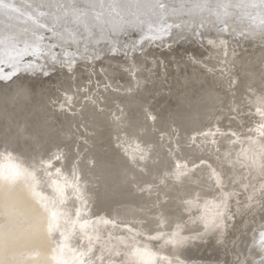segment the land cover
<instances>
[{
  "label": "rangeland",
  "instance_id": "obj_1",
  "mask_svg": "<svg viewBox=\"0 0 264 264\" xmlns=\"http://www.w3.org/2000/svg\"><path fill=\"white\" fill-rule=\"evenodd\" d=\"M159 1V3H158ZM167 1H170V0H167ZM165 2V0H155V3H152L151 6H148V8H144L143 10L140 9L138 6L142 5V6H145L147 4V0H145V2L143 3H140L138 5H130V3H121L119 4V7L117 6L116 8H114L112 6V8L110 7L111 5L109 4V6L105 5L108 9H110L111 13H113V17H116L115 19H117L116 21H119V23L121 25H123L126 21L128 20H131L133 19V14L137 15L139 14V16L141 18H154L155 20L157 21H163L165 19V13H164V10L167 8H163V7H160L159 5L162 4L163 2V5L165 3V5H167V3L169 2ZM172 1V0H171ZM176 1H182V0H176ZM218 2H220V0H216ZM235 1V2H234ZM70 2V1H69ZM187 2V1H186ZM189 2V1H188ZM197 3H200L201 4V0H196L195 3H193V5H183L184 3H180V9L179 10H185L187 12H193L196 7L195 6H198ZM234 3V4H233ZM238 3V4H237ZM248 4V2H246V0H232V5H236L237 4V7H240L243 8L242 6L245 7V5ZM96 4V5H95ZM94 5H92L90 8H88V13H87V16L89 19L93 18L94 16L96 17V13H97V9H102V6L97 2L95 3ZM242 4V5H241ZM150 5V4H149ZM156 5V6H155ZM66 8L69 9L70 11L73 10V12L75 13L77 10H78V6L77 8H73V6H70V4H66ZM69 6V7H68ZM186 6V8H185ZM72 7V8H71ZM156 7V8H155ZM159 7V8H158ZM169 7V6H168ZM195 7V8H194ZM250 6L246 7L245 9H248ZM158 8V9H157ZM188 8V9H187ZM220 8L222 9V6L220 5H216V7L213 9L217 12H219L221 15L224 14L225 11H228L230 12V10L226 9V10H220ZM119 9L121 10V13H119ZM164 9V10H163ZM194 9V10H193ZM219 11H218V10ZM136 10V11H135ZM137 10H140L137 12ZM142 10V11H141ZM162 10V11H161ZM57 10H55V12L53 11V13L51 14V17H56L57 14H56ZM59 12H66L64 14H67L68 10H62L60 9ZM162 12V14H161ZM152 13V14H151ZM62 14V13H61ZM63 14V15H64ZM193 14V13H192ZM165 15V16H164ZM154 16V17H153ZM157 16V17H156ZM28 19H31V16L28 17ZM255 21V18L253 19ZM262 20V21H261ZM261 20H259V24L257 25H260V24H263L264 23V18H262ZM29 21V20H28ZM112 27V26H110ZM134 34V35H133ZM132 35H123L121 34L120 37H122L124 39V36H125V39L123 41H130L132 39H135V33H133ZM39 35V33H38ZM128 37V38H127ZM50 43L49 40H45V45L48 46ZM45 46V50L47 49V47ZM198 48L201 52H197V49H188V50H178L176 48L173 49L174 52H169L170 50L169 49H160L158 47H155V46H151L147 49V51L145 50V56L147 58V70L145 71V75L147 77H149L151 83L149 84V88L153 91H157L158 94L155 95V96H148V99H150L152 101V106L149 110H151L149 113H151V116H152V113H153V116L156 117L155 120H151L148 116V118L146 117V115L143 116V119H144V122L146 124V126L148 125L150 128L147 126L146 128H148L147 130H150V132L147 130H145V132L143 133V135L141 136H138L139 138H137L138 140H140L139 142H142V145L144 144V139L145 138V141L148 142L150 140V134H151V144H152V147L153 144L154 145H158L159 144V148L155 146V148H152V150L150 151V154L148 157V159H146L145 161L141 162V161H135V164L134 165V162H129V159L126 155H124L123 153V147L124 145H120L119 143L121 142V137L122 138H126V136L128 135L127 138L129 139H132V131L133 129L131 127H128L129 128V131L128 129H126L127 127H121L119 126V124H122L124 123L125 121H131L136 118V115L134 114V110L133 109H130L128 107H124L125 104H124V98H125V93H124V88L126 87V82H125V77H123L121 75V70H120V66H118L122 60H123V57L120 56L118 58H114L112 59L111 62H108V61H102V62H99V61H93V65H88L87 63H81L78 68L75 70V74L77 75L78 73V77L80 78V83H77L79 81V79L77 80V76L75 75V77L73 76L72 78H68V80H64L65 82H60L59 80L57 79H54V81H46V80H49L48 78L45 79L46 83H44V81L42 80V82L46 85L44 86L43 83H41L44 87H46L44 90L46 91H42V95H43V98H42V102L40 101V99L38 98V101L37 102H34L33 99H31L33 97V95L35 94L34 90L33 92L29 91L27 93V95L25 94V97L27 98H23L22 97L20 98L19 97H16L14 99H11L10 101V105H11V108H13V111L12 109L10 108V112H1L0 110V113H2V115L0 116V122L2 123L3 121V124L0 123V140H3V141H8V143L10 142V144L14 143L15 145L18 144L20 146H16V151H17V154H21V153H25V155H32V156H36L35 159L32 161L36 167L33 168L34 170H36L37 174L39 175L38 177H40L41 179L43 178L41 176V172L39 171L41 168V165L40 163L38 164L36 160H38V162L43 159L45 156L44 159L46 160V158L48 160L46 161H49V160H52V163L53 165L56 166V163H60L59 165L62 166H66L67 164L69 165V163H73V162H79L78 163V169H79V175H80V186H81V190H82V196H81V199L83 200L84 204L86 205V212L85 214H88V217L85 218H82V219H87L89 220L90 222H92L93 218L95 219V215L99 216L100 213L102 214H109L110 216H112L113 213H117L120 212V216L123 218H129V219H122L120 218L119 219H114L112 218L111 221H113V223L111 224H105L104 227H105V230L107 231L106 234H101L100 231H99V225H94L92 227H89L88 229L82 231L81 228H80V224L79 223H76V224H73V221L76 219V213L74 211L75 208H79L80 207V200H75V199H70L68 201V203H66L65 205L61 206L59 205V207H62V209L59 211V219L58 221L56 222V226L53 228L55 230L51 231L50 232V235H53V236H56L57 237L53 240L52 236H50L48 238V242L47 241H44V244L47 246L49 245V248L50 249H59L61 251L62 249V252H67V250L71 249L73 253H71V255H73L74 257L76 255H79L80 256V253L81 252H84V253H88V250L89 248L91 247L92 251L87 255V256H80L81 258H83L82 260L84 261V264H88L87 262L89 260H91L93 262V264H110V262H115V264H119L121 258H122V255H123V249L125 247V244L124 242L122 241V237H123V240H126L128 241L129 243H131V241L129 240V237H131L132 235H135L136 237V240H137V237H140V236H145L147 238V234H150V228H155L156 225L158 224V220L156 219L157 217V214L158 213H163L165 217H167V214H168V207L169 205H173L176 203V200L173 199L174 196L171 195L170 197H167V195L173 193L175 195V197H177V195L179 194V189L177 187H175V185L173 186L174 183H172V179L170 176H166L165 175V172L167 170V172H170V169H167L165 167V164L164 163V160L165 162L167 160L170 159L171 156H175L177 154H182L184 153V155H187V152H188V156H189V159L190 160H195V158L199 155V156H202L204 155V157L206 158L204 163H202L200 165L201 168L204 169L205 167V171L207 172L209 170V168H215L216 170H218V173H220L221 177H222V180H223V185H224V188L232 193H234V195L231 197V200H232V203L230 205V211L231 213L233 214V222L235 224V227L234 228H229L225 233L224 235L221 237V242L220 244H217L216 243V246L220 249V255L219 257H221L215 264H230V262L233 260L234 258V246L233 244L231 243L232 239L234 237L236 238H239L241 241H244L246 240V237H242L239 233V229L242 227L243 224H248L250 227H251V221H249L250 219L252 220H256L257 223H259L260 221V218L262 216H264V207H262L261 203L259 201L262 200V196H261V186L264 185V147L261 148L260 150L256 151V156L254 158H252V161H250V157L247 156V146H245L246 144L250 143V141L252 139H255L257 137V139H262V143H263V146H264V135H262L261 133L258 132V129L264 125V117H261L257 112L253 111V108H254V103H253V91L255 92V95H260V92H259V87L261 85H264V57L263 56H260V57H257V58H254L252 56V54H254L253 52H250V48H247V49H244L243 53L241 54H237L235 52H232L231 49H229V55L227 57L223 56L222 54H219V50H217L216 52H212L210 50H206V49H203L201 47H196ZM169 50V51H168ZM190 50V51H189ZM56 51V50H54ZM149 51V52H148ZM153 51V52H152ZM168 51V52H166ZM177 51V52H176ZM179 51V52H178ZM185 51V52H184ZM151 52V53H150ZM162 52V53H161ZM190 52V53H189ZM149 53V54H148ZM156 55H155V54ZM172 53V56L171 54ZM178 53V54H177ZM184 53V55H183ZM198 55H197V54ZM203 54H206V55H202ZM248 53V54H247ZM250 53V54H249ZM148 57H147V55ZM164 56H162V55ZM176 54V55H175ZM191 54H193L192 56H198L199 58H201V61L202 63L206 64V61L207 63L209 64V66H211V64L208 62V60H212L213 62H218V66H217V71H214L213 73H203L202 70L200 71H195L194 70V67L190 64V63H187V57L188 56H191ZM151 55V56H149ZM169 55V57L167 56ZM179 55V56H178ZM246 55V56H245ZM251 55V56H250ZM177 57V59L175 58ZM182 56H184L182 58ZM162 57H164L165 59H163ZM168 57V58H166ZM205 59H204V58ZM250 57V58H249ZM154 58V59H153ZM162 58V59H160ZM181 59V61L179 59ZM254 58V59H253ZM118 59V60H117ZM120 59V60H119ZM167 59H169V62ZM239 59V60H238ZM245 59V60H244ZM250 59V60H249ZM263 59V60H262ZM168 62H166V61ZM178 60V61H177ZM185 60V62L183 61ZM255 60V61H254ZM176 61V62H174ZM227 61H230L231 62V71L228 73V76H232L234 79H235V84L229 88L228 87V76H220L219 75V69L222 68L224 66V64L227 62ZM254 63H253V62ZM262 61V62H261ZM178 62V63H177ZM240 62V63H239ZM243 62V63H242ZM256 62V63H255ZM115 63V64H114ZM183 63V64H182ZM186 63V64H185ZM112 64V66H111ZM149 64V65H148ZM168 64H171L168 66ZM244 64V65H243ZM114 65V66H113ZM180 65V66H179ZM103 66V67H102ZM182 66V67H181ZM251 66V67H250ZM97 67V68H96ZM101 69H100V68ZM117 67V68H116ZM119 67V68H118ZM177 67V68H176ZM179 67V68H178ZM190 67V68H189ZM82 68V69H81ZM116 70H119V71H116ZM157 68H158V71H157ZM161 69V70H160ZM169 69V70H168ZM192 71H191V70ZM258 69V70H257ZM78 70V71H77ZM114 71V73L112 71ZM179 70V71H178ZM249 70V71H248ZM77 71V73H76ZM87 71V72H86ZM170 71V72H169ZM188 71V72H187ZM191 71V72H190ZM255 71V72H254ZM261 71L263 73H261ZM120 72V73H118ZM182 74H181V73ZM160 73V74H159ZM178 73V74H177ZM180 73V74H179ZM188 73V75H187ZM200 73V74H199ZM254 73V74H253ZM80 74H83V75H80ZM170 74V75H169ZM196 74V75H195ZM87 75V76H86ZM173 75V76H172ZM187 75V76H186ZM199 75V78L201 76V79L200 81H203L201 84L203 86H201V90H203L204 92H202L201 90H197V87L196 88H193L192 89V85H189V80L188 78H192L191 81L197 76L198 77ZM259 75V76H258ZM95 76V77H94ZM172 76V77H171ZM187 78H186V77ZM242 80H241V78ZM255 76V78L253 77ZM249 77V78H248ZM253 77V78H252ZM76 78V79H75ZM101 78V79H100ZM179 78V79H178ZM203 78H206V79H203ZM216 80H215V79ZM252 78V79H251ZM173 79V80H172ZM212 79V80H211ZM214 79V80H213ZM219 79V80H218ZM248 79H251V80H248ZM257 79V80H256ZM259 79L261 82H259ZM52 80V79H51ZM77 80V82L75 81ZM107 81V87L104 85V81ZM188 80V81H187ZM244 80V81H243ZM253 80V81H252ZM168 81V82H167ZM187 81V84L189 87V89H187V87H182V84H185V82ZM207 81H209V83H207ZM250 81V82H249ZM55 82V83H54ZM73 82V83H71ZM77 84H76V83ZM89 82V83H88ZM174 82V83H173ZM206 84H205V83ZM213 84H211V83ZM215 82V84H214ZM252 82L251 85V88L252 86L254 88H252V91L248 90V84ZM257 84H255V83ZM57 83V84H56ZM62 83V84H61ZM181 83V84H180ZM219 83V85H218ZM40 84V85H41ZM50 84V85H49ZM60 84V85H59ZM64 84V85H63ZM73 84V86H72ZM153 84V85H152ZM170 84V85H169ZM176 85V87H174ZM200 84V85H201ZM211 84V85H210ZM245 84V85H244ZM31 85V84H29ZM41 85V86H42ZM56 85V86H55ZM59 85V86H58ZM66 85V86H65ZM119 85V88L117 87ZM158 85V86H157ZM208 85V87H207ZM214 85V86H213ZM51 88H50V87ZM58 86V87H57ZM63 86V87H62ZM65 86V87H64ZM152 86V87H151ZM157 86V88H156ZM173 86V88L171 87ZM180 86V88H179ZM205 86V87H204ZM215 88H213V87ZM33 89L34 86H32ZM50 88L51 90V95H50V91L48 90V88ZM57 87V88H56ZM61 87V88H60ZM68 87V88H67ZM161 87V88H160ZM191 87V88H190ZM211 89H210V88ZM56 88V89H54ZM67 88V89H66ZM89 88V89H88ZM176 88V89H175ZM185 88V89H184ZM207 88V89H206ZM213 88V89H212ZM219 88V89H218ZM220 88L222 90V92H220ZM58 89V90H57ZM62 91H61V90ZM64 89V90H63ZM109 89H111V91H109ZM122 89V90H121ZM159 89V90H157ZM179 89H180V92H179ZM184 89V90H183ZM209 89V90H208ZM218 89V90H217ZM227 89V90H226ZM243 89V90H242ZM53 90V91H52ZM65 90L67 92H65ZM89 90H92V92L94 93V95L92 96V99L95 100V104H93L91 101H89L86 97H85V93L88 92ZM161 90V91H160ZM172 90V91H171ZM211 91L213 92V94H215V96L218 98L212 102L210 101H206L205 99H202V97H205L204 95L206 94V91ZM213 90V91H212ZM216 90V92H214ZM69 91V92H68ZM75 91V92H74ZM171 91V92H170ZM178 91V93H177ZM186 91H187V94H186ZM193 91V92H192ZM72 92V93H71ZM74 92V94H73ZM83 92V93H82ZM232 92V93H231ZM46 93V94H45ZM71 93V94H70ZM112 93V94H111ZM120 93V94H119ZM176 93V95H174ZM189 93L191 94L190 97H189ZM194 93V96L193 94ZM223 93V95H221ZM226 93V94H225ZM242 93V94H241ZM29 94V95H28ZM73 94V95H72ZM202 94V96H201ZM217 94V95H216ZM225 94V95H224ZM41 95V96H42ZM66 95H71L72 96V101L71 103H67L66 102ZM79 95V96H78ZM111 95V98L109 97ZM118 95V96H117ZM176 97H174V96ZM182 95L185 96L182 97ZM29 96V98H28ZM35 96V95H34ZM113 96V97H112ZM116 96V98H115ZM177 96H178V99H177ZM197 96V98H196ZM219 96V97H218ZM226 98H225V97ZM231 96V97H230ZM51 97V98H50ZM56 97V98H55ZM59 97V98H58ZM74 97V98H73ZM120 97V98H119ZM152 97V98H151ZM170 97V98H169ZM194 97H195V100H194ZM223 97V98H222ZM53 98V99H52ZM123 98V99H122ZM179 98L181 101H179ZM182 98H184L182 100ZM187 98H190V99H187ZM193 98V100H192ZM20 99V100H19ZM30 99V100H29ZM45 99V100H44ZM65 99V100H64ZM73 99H76L73 101ZM121 99V100H120ZM156 102H155V100ZM168 99V100H167ZM174 99V100H173ZM187 101H186V100ZM199 99V100H198ZM24 100V101H22ZM28 100V101H27ZM44 100V101H43ZM58 100V102H57ZM61 100V101H60ZM119 100V101H118ZM123 100V104L121 103V101ZM197 100V101H196ZM16 101V102H15ZM30 101V102H29ZM65 101V102H64ZM25 102V103H24ZM28 102V103H27ZM31 102H34V103H31ZM115 102V103H114ZM178 102V103H177ZM209 102V103H208ZM214 102V103H213ZM30 103V104H29ZM42 103V104H41ZM59 103V104H58ZM188 103V104H187ZM189 103H191V107L189 105ZM19 104V105H18ZM25 104V105H24ZM27 104V105H26ZM34 104L36 106H34ZM38 104V105H37ZM44 104V105H43ZM63 104L64 105V108L61 109L59 107V105ZM68 106H67V105ZM103 104V105H102ZM110 104V105H108ZM121 104V105H120ZM157 104V105H156ZM161 104V105H160ZM169 104V106L167 105ZM186 104V105H185ZM198 104V106H196ZM231 104V105H230ZM43 108H42V106ZM117 105H119L120 107L122 106V108H124L125 110V113H127V116L128 117H123L122 119H124V121L121 119V121L118 122L114 119H112V116H111V113H116V115L118 114L119 115V112L117 110ZM179 107H177V106ZM181 105V106H179ZM183 105V106H182ZM193 105V106H192ZM18 106V107H17ZM24 106V107H23ZM37 106H39L37 108ZM41 106V107H40ZM46 106V107H45ZM54 106V107H53ZM70 106V107H69ZM104 107L105 111L103 113H100L96 111L97 107ZM166 106V108H165ZM201 106H202V109H201ZM29 107V109H28ZM35 107V110L33 109ZM52 107V108H51ZM95 107V108H94ZM168 107V108H167ZM174 107V108H173ZM176 107V108H175ZM182 107V108H181ZM186 107V108H185ZM194 109H193V108ZM196 107V108H195ZM207 107V108H206ZM244 107V108H243ZM21 108V109H20ZM40 108V109H39ZM46 108V109H45ZM163 108V109H162ZM178 108V109H177ZM184 108V109H183ZM200 108V109H199ZM23 109V111H21ZM37 109L39 112H37ZM127 109L130 111H127ZM157 111H156V110ZM208 109V110H207ZM248 109V110H247ZM20 110V112H19ZM31 110V111H30ZM43 110L45 112H43ZM167 110V112H166ZM168 110H170L168 112ZM179 110V111H178ZM191 110V111H190ZM200 110V111H199ZM29 111V112H28ZM87 111V113H86ZM134 113H133V112ZM153 111V112H152ZM163 111V112H162ZM174 111V112H173ZM183 111V112H182ZM196 111V112H195ZM198 111V112H197ZM218 111V112H217ZM28 114H26V113ZM34 112V113H33ZM38 114H37V113ZM42 112V114H41ZM93 112H95L93 114ZM159 113V114H156V113ZM171 112H172V115H171ZM179 112V113H177ZM195 112V113H194ZM203 112V114H202ZM209 112V113H208ZM14 113V114H13ZM20 113V114H19ZM25 113V114H24ZM33 115H32V114ZM48 115H47V114ZM64 113V114H63ZM81 113H84L83 115H80ZM96 113L98 115V118L103 117L101 118V123L100 125H97L95 126V120L97 119V116H96ZM105 113H107L105 115ZM109 113V114H108ZM161 113V114H160ZM174 113V114H173ZM184 113L186 115H184ZM199 113V114H198ZM254 113V114H253ZM25 115V116H22V115ZM36 114V116H38L39 114V118L41 120L35 122L33 127L35 128H31L29 127L31 123V120L29 118H27L28 116H34ZM44 114H45V117H44ZM58 114V115H57ZM61 114V115H60ZM67 114V115H66ZM134 114V116H133ZM163 114V117L161 116ZM169 114V115H168ZM180 114V116H179ZM189 114V115H188ZM202 114V115H201ZM8 115H14L16 117L15 120L23 117V119H19L17 120L18 124L15 123V122H12V121H9L6 119ZM68 115H70L68 117ZM86 115H87V118H86ZM89 115H92V116H89ZM158 117H157V116ZM179 117H177V116ZM183 115V116H181ZM225 115V116H224ZM249 115V116H248ZM256 115V116H255ZM258 115V116H257ZM3 116H6L5 118ZM43 116V117H42ZM49 116V117H48ZM64 118H62V117ZM81 116V117H80ZM95 116V117H93ZM107 116V117H106ZM109 116V117H108ZM111 116V117H110ZM167 116V117H166ZM186 116V117H185ZM188 116V117H187ZM202 116V117H201ZM207 116V117H206ZM254 116V117H253ZM3 117V118H1ZM19 117V118H18ZM42 117V118H41ZM48 117V118H47ZM53 117V118H52ZM60 117V118H59ZM70 117H71V120H70ZM74 117V118H72ZM80 117V118H79ZM91 117V118H89ZM108 118V120L106 118ZM163 119L161 121V118ZM165 117V118H164ZM169 117H172L171 121H170V118ZM195 117V118H194ZM204 117V118H203ZM250 117V118H249ZM12 118V117H11ZM11 118H9V120H11ZM50 118V119H49ZM61 118L64 120H61ZM77 118V119H76ZM92 120L90 122V120ZM96 118V119H95ZM106 120H104V119ZM133 118V119H132ZM147 118V119H146ZM158 118V119H157ZM169 118V119H168ZM177 118V120H176ZM184 120L182 121L181 120ZM253 118V119H252ZM261 118V119H260ZM24 119H26L24 121ZM30 121H28V120ZM66 119V120H65ZM69 119V120H68ZM82 119V120H81ZM111 120V123L110 120ZM146 119V120H145ZM167 119V120H166ZM204 122L202 124V122ZM252 119V120H251ZM45 120V121H44ZM50 120V121H49ZM53 120V121H52ZM82 122H81V121ZM87 120V121H86ZM89 120V121H88ZM180 120V121H178ZM193 120V121H191ZM7 121V123H6ZM24 121V122H23ZM55 121V122H54ZM103 121L107 122L108 123H103ZM152 121V122H151ZM165 121V122H164ZM173 121V123H172ZM175 121V122H174ZM178 121V122H177ZM191 121V122H190ZM207 121L209 123H207ZM216 121V122H215ZM251 121V122H250ZM261 121V122H260ZM27 122V124L24 126V124ZM50 122V123H49ZM61 122V123H60ZM67 122V123H66ZM79 122V123H78ZM86 122V124H85ZM90 122L89 126L88 123ZM94 122V123H93ZM160 122V123H158ZM181 122V124H180ZM183 122H184V125H183ZM219 122V123H218ZM250 122V123H249ZM5 123V124H4ZM39 123V124H37ZM43 123V124H42ZM69 123V124H68ZM71 123V124H70ZM74 123V124H73ZM81 123V124H80ZM113 123H115V125H113ZM152 123V124H151ZM153 123H156V124H153ZM166 125H164V124ZM168 123V124H167ZM188 123V124H187ZM193 125H192V124ZM196 123V124H195ZM201 123V124H200ZM13 126V127H11ZM42 124V125H41ZM45 124V125H44ZM52 124V125H51ZM85 124V125H84ZM93 124V125H92ZM112 126H111V125ZM159 124V125H158ZM163 124V125H162ZM171 124V125H170ZM197 124H200L199 127ZM208 124V125H207ZM4 125V126H2ZM21 127H19V126ZM29 125V126H28ZM67 125H68V128H67ZM72 126V128L70 126ZM77 125V126H76ZM87 125V127H86ZM106 125V126H105ZM157 125V127H156ZM191 125V127H190ZM212 125V126H211ZM218 125V126H217ZM5 126H8V127H5ZM16 126V127H15ZM44 126V127H43ZM63 126H66V127H63ZM84 127H86V131L84 130ZM101 126V127H100ZM110 126V128L108 127ZM114 126V127H113ZM117 126V127H116ZM119 126V128H118ZM153 126V127H152ZM172 126V127H171ZM194 126V127H193ZM204 126V127H203ZM215 126H217L218 128H216ZM222 126V127H221ZM24 127V128H23ZM27 127V129L25 128ZM37 127V128H36ZM41 130H40V128ZM52 127V129H50ZM54 127V128H53ZM78 129H77V128ZM104 127L106 130L105 132V129L102 128ZM107 127V128H106ZM116 127V128H115ZM160 127V129H159ZM197 127V128H196ZM6 128V129H5ZM8 128V129H7ZM10 128H13V129H10ZM31 128V129H30ZM42 128H46L50 133H48V131L46 129H42ZM56 128V129H55ZM66 128V131L65 129ZM80 128V129H79ZM92 128V129H90ZM100 128V129H99ZM109 128V129H108ZM118 133H115V131ZM125 128V129H124ZM131 128V130H130ZM155 128V129H154ZM158 128V129H157ZM179 128V129H178ZM189 128V129H188ZM206 130L208 131L209 133H215L214 135H208L207 137L204 136V135H201V130ZM208 128V129H206ZM224 130H222V129ZM248 128V129H247ZM251 128V129H250ZM2 129V130H1ZM17 131H16V130ZM26 129V130H25ZM34 129V130H33ZM36 129V130H35ZM38 129V130H37ZM50 129V130H49ZM55 129V130H54ZM64 129V130H63ZM89 129V130H88ZM94 129H98L97 131L100 132V133H97ZM104 129V130H103ZM122 129V130H121ZM212 129V130H211ZM215 129V130H214ZM227 131H226V130ZM235 129V130H234ZM245 129V130H244ZM6 131V132H3ZM10 130V131H8ZM23 130H25L26 132H24ZM43 130V131H42ZM45 130L47 131V133H45ZM52 130V131H51ZM62 130V132H61ZM80 130V131H78ZM92 130V131H90ZM123 134L122 135L119 131ZM127 130V132L125 131ZM156 130V131H155ZM163 130V131H162ZM189 130V131H188ZM219 130V131H217ZM231 130V131H230ZM243 130V131H242ZM249 130V131H248ZM250 130H254V132H250ZM11 132L10 134L8 132ZM40 131V132H39ZM55 131V132H54ZM65 131V132H64ZM154 131V132H153ZM162 131V132H161ZM167 131V132H166ZM196 131V133H195ZM213 131V132H212ZM217 131V132H216ZM221 131V132H220ZM226 131V132H225ZM234 133H233V132ZM238 133H237V132ZM3 132V133H2ZM39 134H38V133ZM44 132V134H43ZM60 132V134H59ZM80 134H79V133ZM85 132L86 135H83ZM99 134V136L97 137H94V135L96 134ZM110 132V133H109ZM114 132V134H113ZM195 134L193 135L192 134ZM236 132V134H235ZM259 134H257V133ZM16 133H19V134H16ZM94 133V134H93ZM107 133V135H106ZM113 135H112V134ZM157 133V134H156ZM185 133V134H184ZM200 134V137H199V134ZM245 134V137H244V134ZM256 133V134H255ZM26 134V135H25ZM33 134V135H32ZM38 134V135H37ZM52 134V135H51ZM104 134V135H103ZM111 134V135H110ZM117 134V137L115 136ZM122 136H120V135ZM157 136L158 138H156L155 136ZM180 134V136H179ZM218 134V135H217ZM224 134V135H223ZM235 134V135H234ZM254 134V135H253ZM8 135H12V136H8ZM17 135V136H15ZM35 135V137H34ZM40 135V136H39ZM43 135V137H42ZM45 135H47L45 137ZM56 135L58 138H56ZM148 135V136H147ZM153 135V136H152ZM162 135V136H161ZM197 135V136H196ZM228 135V136H227ZM247 135V136H246ZM5 136L6 139L4 138ZM26 136V137H25ZM51 136V137H50ZM54 136V137H52ZM84 136H87V137H84ZM91 136H93V142L90 141L89 142V137L91 138ZM107 136V137H106ZM115 136V138L113 137ZM212 136V137H211ZM214 136V137H213ZM233 136V138H232ZM243 136V138H242ZM255 136V138L253 137ZM17 137V138H15ZM25 137V139L23 138ZM27 137H29L30 139H28ZM35 139H34V138ZM38 137V138H37ZM40 137V138H39ZM49 137V138H48ZM120 137V138H119ZM143 137V138H142ZM149 137V138H148ZM164 137V139H163ZM167 137V138H166ZM212 139H211V138ZM248 137V138H247ZM23 138V139H22ZM52 138V139H50ZM55 140H54V139ZM97 138V139H96ZM104 138V139H103ZM107 138V141L105 142ZM111 138V140H110ZM113 138V139H112ZM141 138V139H140ZM169 138V139H168ZM188 138V139H187ZM199 138L202 140H199ZM205 138V139H204ZM206 138H207V141H206ZM215 139V143H213V146H212V141ZM231 138V139H229ZM235 138V140H234ZM244 138H245V142L244 141ZM9 139V140H8ZM11 139V140H10ZM15 139V140H14ZM33 139V142L30 144L29 141L31 142ZM41 141H39V140ZM44 139L45 143L42 142V140ZM48 139V140H46ZM87 139V140H86ZM101 139V141H100ZM109 139V140H108ZM117 139L118 142H117ZM121 139V140H120ZM147 139V140H146ZM153 139H156V140H153ZM158 139V140H157ZM195 139V141L193 140ZM199 140L197 142V140ZM222 139V140H221ZM227 139V140H226ZM238 139V140H237ZM250 139V140H249ZM29 140V141H28ZM51 140H53V142H51ZM57 140V141H56ZM99 140V141H98ZM113 140V141H112ZM116 140V141H115ZM143 140V141H141ZM185 140V141H184ZM188 140V141H186ZM225 140V141H224ZM231 140V141H230ZM234 140V141H233ZM240 140V141H239ZM249 142H248V141ZM6 141V142H7ZM15 141V142H14ZM37 141V142H36ZM55 141V142H54ZM75 141V142H74ZM97 141H98V144H97ZM109 141L113 142L111 143L110 142V145H112V147L109 145ZM155 141V142H154ZM165 141V142H164ZM205 141V142H204ZM220 141V142H218ZM12 142V143H11ZM26 142V143H25ZM49 142V143H47ZM69 142V143H68ZM103 142V143H102ZM105 142V143H104ZM114 142H115V145H114ZM117 142V144H116ZM156 142H159L156 144ZM164 144V147L163 144ZM187 142V143H186ZM190 142V143H189ZM203 142V144L201 143ZM211 142V143H210ZM217 142V143H216ZM223 142V143H222ZM237 142V143H236ZM242 142V143H241ZM24 143V144H23ZM35 143V144H34ZM55 145H54V144ZM57 143V144H56ZM74 143V144H73ZM93 143V144H92ZM96 144V147L99 149H97L95 147V144ZM103 145H102V144ZM108 143V144H107ZM185 143V144H184ZM210 143V144H209ZM220 143V144H219ZM222 143V144H221ZM226 143V144H225ZM230 143V144H229ZM235 143V144H233ZM244 143V145H243ZM43 146L42 148L40 147V145ZM100 144V146H99ZM107 144V145H106ZM160 144L162 146H160ZM201 144V145H199ZM23 145V146H22ZM28 145V146H27ZM44 145H49V146H44ZM54 145V146H53ZM57 145V146H56ZM94 145V146H93ZM110 147H109V146ZM114 145V146H113ZM119 145V146H118ZM146 145V143H145ZM182 145V146H181ZM191 145V146H190ZM193 145V146H192ZM196 145V146H195ZM205 145V146H204ZM209 145V147H208ZM226 145V146H225ZM231 145V146H230ZM233 145H235L236 147H233ZM53 147V148H50ZM56 146V147H55ZM59 146V147H58ZM79 146V147H78ZM87 146V147H86ZM103 146V149L100 148ZM118 146V147H117ZM179 146V147H178ZM205 148H204V147ZM212 146V147H211ZM26 147V148H24ZM68 147V148H67ZM70 147V148H69ZM110 148V150L108 151V149L106 148ZM202 147V148H200ZM229 147V148H228ZM20 148V149H19ZM23 148V149H22ZM29 148V149H28ZM33 148V149H32ZM45 148V149H44ZM61 148V149H60ZM106 148V150H105ZM112 148V149H111ZM117 148V149H116ZM163 151L161 152L160 151V155L158 154L159 151H157L158 149L159 150H162ZM185 148L188 149V151L186 150L185 151ZM193 148V149H192ZM195 148V149H194ZM199 148V149H198ZM209 148V149H207ZM218 148V149H217ZM32 149V150H30ZM48 152H47V150ZM53 149V150H52ZM63 149V150H62ZM97 149V151H96ZM121 149V150H120ZM206 149V150H205ZM224 151H223V150ZM1 151H3V149H0ZM11 150V149H10ZM29 150V151H28ZM42 150V151H40ZM49 150H50V153H49ZM59 150V152H58ZM71 150V151H70ZM81 150V152L79 151ZM90 150V151H89ZM102 150H105L104 152ZM112 150V151H111ZM121 152H119V151ZM181 150H184V152H182ZM191 150V151H190ZM204 152H203V151ZM209 150V152H208ZM213 152H212V151ZM228 152H227V151ZM21 151V153H20ZM38 151V152H37ZM57 151V152H56ZM64 151V152H62ZM112 152L111 155L108 153V152ZM114 151V152H113ZM181 151V152H180ZM221 151V152H220ZM233 153H232V152ZM28 152V153H27ZM40 152L42 154H40ZM43 152H46L43 154ZM52 152V153H51ZM66 152V153H65ZM97 152H98V155H97ZM103 152V153H101ZM107 152V154L105 153ZM202 152V153H201ZM217 152V153H216ZM34 153V154H33ZM47 153H49L47 155ZM65 153V154H64ZM95 153V154H94ZM102 155H101V154ZM115 153V154H114ZM157 153V154H155ZM177 153V154H176ZM196 156H195V154ZM205 153V154H204ZM213 155H212V154ZM231 153V154H230ZM16 154V152L14 153ZM16 154V155H17ZM56 154H59L62 156V160L61 162H57L54 157L52 156H55ZM117 154V155H116ZM118 154H119V157H118ZM121 154V155H120ZM155 154V155H153ZM164 154V155H163ZM193 154V155H191ZM208 156H207V155ZM219 154V155H218ZM41 155V157H40ZM43 155V156H42ZM93 155V156H92ZM105 155V156H104ZM115 155V157H114ZM123 155V157H121ZM159 155V156H158ZM245 155V156H243ZM50 158H49V157ZM73 156V157H72ZM74 156H77L74 158ZM107 156V157H106ZM110 156V157H109ZM126 156V158H125ZM155 156V157H154ZM195 156V157H194ZM221 156V157H220ZM223 156V158H222ZM225 156V157H224ZM231 156V157H230ZM66 157V158H65ZM68 157H70L68 159ZM96 158V159H93V158ZM98 157V158H97ZM105 157V159L103 158ZM219 157V158H218ZM85 158V159H84ZM111 158V159H109ZM151 158V159H150ZM157 158V159H156ZM162 158V160H161ZM229 158V159H228ZM43 159V160H44ZM100 159V162L101 164L99 163V160ZM103 159V161H101ZM120 159H123V160H120ZM220 159V160H219ZM68 162H67V161ZM72 160V161H71ZM75 160V161H74ZM79 160V161H78ZM95 160V161H94ZM107 160V162H106ZM116 160L118 161L119 164H117ZM126 160V161H124ZM150 160V161H149ZM152 160V161H151ZM160 160V161H159ZM223 160L224 162L226 161V163L224 164V162L222 163ZM228 160V161H227ZM232 160V161H231ZM55 164H54V162ZM89 161H92V163H89ZM105 161V162H104ZM115 161V162H113ZM123 161V162H122ZM128 161V162H127ZM149 161V163H148ZM159 161V162H158ZM96 162L98 163V165L96 164ZM112 162V164H111ZM124 162L129 163L128 166H126V169L124 168L125 165H122ZM143 164H146V165H143ZM146 162V163H145ZM220 162V163H219ZM82 163V164H80ZM105 163V164H104ZM109 165H108V164ZM122 163V164H120ZM137 163L138 165L141 166L143 168V166H146L147 168H149L147 170L143 168V171H142V168L140 169L139 166H137ZM163 163V164H162ZM216 163V164H215ZM218 163V164H217ZM27 164V165H26ZM95 164V166H94ZM104 164V165H102ZM153 164H155L154 166H152L153 170H151V166ZM159 164V166L157 165ZM221 164V165H219ZM223 164V166H222ZM227 164V165H226ZM229 164V165H228ZM86 167H85V166ZM103 167H102V166ZM114 167L113 169L112 166ZM115 165H118V166H115ZM121 165V166H120ZM132 165V166H131ZM133 165H134V169H135V172L134 174L138 171H140L139 173L137 172V174H133L132 170L133 169ZM149 165V166H147ZM157 165V166H156ZM232 165V166H231ZM25 166H28V163L27 161L25 162ZM81 166V167H80ZM93 166V167H92ZM107 166V167H106ZM109 166V167H108ZM214 166V167H213ZM226 166V167H225ZM83 167V168H82ZM119 167V168H118ZM129 167V168H128ZM159 167V168H158ZM233 167V168H232ZM85 168V169H84ZM108 168V170L106 169ZM118 168V169H117ZM124 168V169H123ZM131 168V169H130ZM138 168V169H137ZM156 168V169H155ZM164 168V169H163ZM227 168V169H226ZM32 169V168H30ZM39 169V170H37ZM65 169V174H68V170L66 167H64ZM82 169H84V171H82ZM89 169V170H87ZM102 169H106L105 171L102 170ZM121 169V170H120ZM127 169L130 171L132 170L131 172H127ZM155 169V170H154ZM160 169V170H159ZM162 169V170H161ZM86 170V171H85ZM93 170V171H92ZM96 170V172H94ZM98 170V171H97ZM101 170V171H100ZM114 170V171H112ZM119 170V171H117ZM125 171V173H123ZM147 170V171H145ZM152 172H151V171ZM90 171V172H89ZM103 171V172H102ZM108 171L109 174H108ZM122 173H121V172ZM142 171V172H141ZM150 171V172H149ZM160 171V172H159ZM92 172V174H91ZM143 172L145 174H143ZM156 175H154L153 174ZM82 173V175H81ZM84 173H86L85 175L88 177H86L85 175H83ZM96 173V175H95ZM97 173H98V177H97ZM105 173V174H104ZM115 173V174H114ZM119 173V174H117ZM120 173L122 174V177L123 178V181L121 180V175ZM152 173V174H151ZM158 173V174H157ZM162 173V174H161ZM228 173V174H227ZM108 174V175H107ZM110 174H112V176L115 178V180H112L111 179L113 178ZM117 174V175H116ZM124 174V175H123ZM130 174V175H129ZM132 174V175H131ZM142 175L144 176V178L146 179H143L142 177L139 176ZM160 174V175H159ZM94 175L96 176L95 179L96 180H92L90 178H94ZM102 175V176H101ZM106 175V176H105ZM134 175V176H133ZM161 175H163L161 177ZM85 176V178H84ZM104 180L102 177H104ZM147 176V177H145ZM158 176V177H157ZM109 177V178H108ZM111 177V179H110ZM120 177V178H118ZM126 177V178H125ZM134 177V179H133ZM139 177V178H138ZM161 177V178H160ZM165 177V178H163ZM87 178V179H86ZM100 181H99V179ZM102 178V179H101ZM118 178V179H117ZM141 178V179H140ZM152 178V179H151ZM157 180H156V179ZM169 178V179H168ZM44 179V178H43ZM42 179V181H43ZM106 179V180H105ZM127 179V181L125 180ZM139 179V180H137ZM148 179V181H147ZM155 179V181H154ZM167 179L171 182H168ZM186 179V178H185ZM92 180V181H91ZM109 180V181H107ZM134 181L133 183L131 181ZM137 180V182H136ZM141 180V181H140ZM151 180V182H150ZM154 181V185H153V181ZM98 181V182H96ZM104 181V183L102 182ZM119 181V182H118ZM121 181V182H120ZM158 181V182H157ZM161 181H163V183H161ZM95 182V183H93ZM102 182V183H101ZM111 185V183H113ZM116 182V183H115ZM124 182L125 185H128L125 187V185L122 183ZM141 182V183H140ZM144 182H146L144 184ZM97 183H100L98 186ZM120 185H118V184ZM134 183H137V184H134ZM152 183V185H151ZM156 183V184H155ZM167 183V184H165ZM94 184V185H93ZM123 184V185H121ZM132 184V185H131ZM139 184V186H138ZM170 184V185H169ZM43 188L45 190H48L49 188H47L46 184H43ZM102 185V186H101ZM106 185V186H105ZM110 185V186H109ZM116 185V186H114ZM132 187H131V186ZM167 185V186H166ZM172 185V186H171ZM111 188H109V187ZM130 186V188H129ZM134 186V187H133ZM154 186V187H153ZM161 187V190L157 187ZM171 186V187H170ZM96 187V188H95ZM103 187V188H102ZM108 187V188H107ZM116 187V189L114 188ZM138 187V188H137ZM140 187V188H139ZM155 187L157 189H155ZM163 187V189H162ZM166 187V188H165ZM175 187V189H174ZM109 191H112V192H109L107 191V189ZM118 188V189H117ZM126 188V190H125ZM152 188V191L150 192ZM171 190V192L168 190ZM174 190H173V189ZM114 189V190H113ZM121 189V190H120ZM128 189H129V192H128ZM132 189V190H130ZM139 189V190H138ZM157 190V191H155ZM178 190V191H177ZM117 191V192H116ZM124 191L126 193H124ZM160 191V192H159ZM166 191V192H165ZM168 191V193H167ZM136 192V193H135ZM163 192V194H162ZM103 193V194H102ZM111 193L112 196H111ZM135 193V194H134ZM154 193V194H153ZM98 194V196H97ZM106 194V195H105ZM162 194V195H161ZM167 194V195H165ZM133 195H135L136 197H134ZM168 195V196H169ZM96 196V197H95ZM132 196V197H131ZM142 196V197H141ZM151 196V197H150ZM165 196V197H164ZM173 196V197H172ZM249 196H253L254 198L250 201L248 199ZM115 197V198H114ZM144 197V199H142ZM172 197V198H171ZM149 198V199H148ZM151 198H159L158 200L154 199V200H151ZM173 199V201L170 199ZM117 199V200H116ZM128 199V200H127ZM134 199V200H133ZM148 199V200H147ZM208 199H211V197H209ZM101 200V201H100ZM139 200V201H138ZM150 200V201H149ZM97 201L98 203H100L102 206H106V210L107 211H102V209H99L101 208L102 206H99V204H97ZM100 201V202H99ZM113 201V202H112ZM118 201V202H117ZM124 202V204L122 202ZM134 201V202H133ZM141 201V202H140ZM147 201V202H146ZM150 203H149V202ZM154 203L152 204L151 202ZM107 202V203H106ZM120 202V203H119ZM127 202V203H126ZM138 202V203H137ZM172 202V203H171ZM238 202V203H237ZM105 203V204H104ZM126 203V204H125ZM133 205H131V204ZM137 203V204H136ZM148 203V204H147ZM171 203V204H170ZM112 204V205H111ZM122 204V207H120ZM136 204V205H135ZM119 205V206H118ZM124 205V206H123ZM146 205V206H145ZM246 205H251L250 207H246ZM127 206V207H126ZM128 206L130 207V211L133 210V211H129L127 208ZM136 208L135 210L140 213V214H137V212H134V208ZM139 206V207H138ZM22 207L24 206H21L19 207V209H21ZM114 208V209H113ZM262 208V209H261ZM69 209V210H68ZM121 209V211H120ZM124 209V211H123ZM127 209V210H126ZM139 209L140 212H139ZM232 209V210H231ZM166 210V211H165ZM113 211V212H112ZM129 211V212H128ZM144 211V212H143ZM64 212H67L68 213V218L66 219L65 216L62 214ZM105 212V213H104ZM122 212V214H121ZM125 212V213H124ZM127 212V213H126ZM143 214H142V213ZM130 213V215L128 214ZM133 216H132V214ZM84 214V215H85ZM127 214V215H126ZM125 215V216H124ZM137 215V217H136ZM145 215V216H144ZM140 216V217H139ZM144 216V217H143ZM149 218H147V217ZM131 217V218H130ZM133 217V218H132ZM36 218V217H35ZM144 218V219H143ZM152 221H151V220ZM48 219H39L37 218L36 220H33L31 223H34L36 221H48ZM100 220V219H99ZM98 220V221H99ZM123 220V221H121ZM151 221V222H150ZM70 222V223H69ZM82 222V221H81ZM122 223V224H127V225H132L135 227V230H133V232L131 231H127L128 233L125 235V236H119V237H116L113 235V232H112V229L109 228V226L113 225L114 224H117V223ZM153 223V224H152ZM152 225V226H151ZM43 226V224H42ZM149 226V227H148ZM151 226V227H150ZM149 231H148V229ZM187 227H190L192 229H196L198 227L197 224H189L187 225ZM46 229L48 228V225H46L45 227ZM152 228V229H153ZM239 228V229H238ZM45 229V230H46ZM44 230V231H45ZM56 231V233L54 232ZM61 231V232H60ZM43 231L38 228L37 230L33 229V231L29 232L27 235L26 238L27 239H31V241L34 242V235H41V236H45L43 233ZM100 234H99V233ZM20 232L18 231L17 234H19ZM43 234V235H42ZM250 235V233H249ZM234 236V237H233ZM19 238V236H18ZM39 239V238H37ZM35 239V240H37ZM20 240H15V241H12V245H13V248L15 250H17V254H22L24 253V251L26 250H21L20 249L23 247V246H27L29 247V244H26L25 243H21V241L19 242ZM52 241L55 243V244H52ZM71 242V244H70ZM147 242H149V240L147 239ZM216 242V241H215ZM70 244V246H69ZM53 246V247H52ZM76 246V247H75ZM106 246V247H104ZM7 247V248H6ZM6 247H3L5 250L4 252V256L3 258L0 259L1 263L2 264H7V260H8V255L10 254L8 252V249H10V243L9 245H7ZM20 248V249H19ZM66 250H65V249ZM64 250V251H63ZM120 251L121 252V255L118 256L116 255V252L117 251ZM2 252V249H0V254ZM103 253V254H102ZM27 254V255H26ZM25 255H21V256H15L14 254H10L11 256H14V261L15 262H19V260L21 261H24L25 263L23 264H33L31 263V259H28L27 258H31V253H26ZM33 254V253H32ZM45 260L46 258H49V257H46L44 256ZM101 258V260H100ZM117 258V259H116ZM52 260V259H51ZM62 260V259H61ZM104 260V261H103ZM86 262V263H85ZM78 263L77 261H75L74 264ZM11 264V263H10ZM68 264H71V263H68Z\"/></svg>",
  "mask_w": 264,
  "mask_h": 264
},
{
  "label": "snow or ice",
  "instance_id": "obj_2",
  "mask_svg": "<svg viewBox=\"0 0 264 264\" xmlns=\"http://www.w3.org/2000/svg\"><path fill=\"white\" fill-rule=\"evenodd\" d=\"M72 2L79 5V8L71 18L65 15L53 17L51 20L43 19V22L39 19L35 21L36 27L31 30L22 29L9 41L0 39V94L9 95L14 99L32 90L27 83L28 80L50 78L57 71L66 73L72 78L81 63L94 66L93 61L101 62L104 57L122 56L120 70L126 82L124 104L133 109L136 115L134 121L120 124L121 127L133 129L132 139L126 137L120 142L124 145L123 152L130 162L145 161L152 149L151 142H146L145 146L137 139L146 130L143 116L148 115L151 120L156 119L149 113L152 101L148 96H155L158 92L149 88L150 79L144 74L147 70L146 48L155 46L173 50L175 45L184 41H193L201 48L212 52L219 50V54L227 57L229 49L232 52L235 50L233 43L251 41L258 43L261 51H264V31H251L245 23L246 18L235 12L225 11L221 15L213 10L216 0H201V4L198 5L199 11L195 12L191 19L173 20L166 17L163 21H157L154 18H141L133 14V19L119 27H108L106 22L99 21L96 17L88 19L87 9L99 0H72ZM109 2L121 4L124 0H109ZM149 3H155V0H149ZM159 6L167 7L163 4ZM205 11L207 15H203ZM45 16L47 13L42 12L41 17ZM133 33L135 39L121 41V34ZM45 40L50 41L46 50L43 44ZM60 49L64 51L60 52ZM187 62L195 71L202 70L203 73L217 71L218 62L212 60L209 61L211 66L202 63L199 57L188 56ZM230 71L231 62L227 61L218 72L220 76H228ZM188 80L190 82L191 78L189 77ZM104 83L107 87L106 80ZM234 84L235 79L228 76V87L231 88ZM187 86V83L182 84V87ZM117 87L119 88V85ZM248 90L252 91L250 84ZM259 92L260 95H255L253 91V111L264 117V85L259 87ZM93 95L92 90L85 93V97L95 104ZM65 99L67 103H71L72 96L66 95ZM202 99L214 101L218 98L208 91ZM59 107L63 109L64 105L61 104ZM117 110L119 115L113 112L111 116L119 123L127 113L119 105ZM96 111L103 113L105 109L101 106L97 107ZM258 131L264 135V125ZM200 134L208 136L215 133L202 129ZM212 143H215V140ZM0 149H3L0 151V185L7 188L23 178L39 200L41 210L49 217V232L53 230L59 219L57 205L63 206L70 199L80 200V207L74 209L76 219L73 224L79 223L82 231L92 227L89 220L82 219L86 205L81 199L79 162L62 167L59 164L54 166L51 161L43 159L39 161L43 183L51 189L50 198L42 196L36 189L38 181L34 172L29 170L35 168L32 164L34 156L25 153L14 154L16 145L3 140H0ZM54 159L59 162L62 156L56 154ZM26 161L28 166H25ZM204 161L203 156L190 160L189 156L184 154L171 156L166 161L165 167L170 169V172L166 171L165 175L170 176L179 189L178 196L173 198L176 203L168 207L167 217L162 212L157 214L158 224L150 234H147L150 244H141L136 240L135 235L129 237L131 243L121 238L125 247L119 264H183L180 257L185 244L196 238L203 240L209 234L217 244H220L224 233L229 228L235 227L233 214L230 211L231 197L234 193L224 188L222 177L216 169L209 168L206 172L200 167ZM89 163L93 162L89 161ZM64 167L67 168L68 174H65ZM260 191L262 200L259 202L264 207V185L261 186ZM209 197L211 199H208ZM253 198V196L248 197L250 201ZM250 206L246 205V207ZM63 215L68 218L67 212ZM249 221L251 227L243 224L238 230L246 240L241 241L234 237L231 241L234 246V258L230 264H264V216L260 218L259 223L252 219ZM96 223L98 226L101 223L111 224L113 221L101 218ZM189 224H197L198 227L192 229L187 227ZM129 231H132L131 228ZM91 251L90 247L88 253L81 252L80 256H87ZM116 255L120 256L121 252L118 250ZM79 264H84V261L80 260ZM88 264L93 262L89 260Z\"/></svg>",
  "mask_w": 264,
  "mask_h": 264
},
{
  "label": "bare ground",
  "instance_id": "obj_3",
  "mask_svg": "<svg viewBox=\"0 0 264 264\" xmlns=\"http://www.w3.org/2000/svg\"><path fill=\"white\" fill-rule=\"evenodd\" d=\"M70 1V2H69ZM162 1V0H161ZM167 0H165V2H166ZM187 1V2H186ZM189 1V2H188ZM241 1V0H240ZM124 2L127 4V3H130V5H138V4H140V3H143V2H145V0H124ZM167 2H169V3H167V8L164 10V13H165V18L166 17H170V18H172L173 20H182V19H191L192 18V16H193V14L195 13V12H197V11H199V7L198 6H195L196 7V9L193 11V12H187V11H185V10H179L181 7L179 6L180 5V3H184V4H182V6L183 5H186V6H188V5H193V3H195L196 2V0H182V1H176V0H170V1H167ZM235 2V1H234ZM246 2H248V4L247 5H245L244 3V5H245V7L244 6H242L243 8H241L240 9V7H237V4L236 5H232V0H220V2H218V1H216V4H215V6H214V8L216 7V5L218 4L219 6L221 5L222 6V9L220 8V10H226V9H228V10H230V12H235V13H237V14H239V15H241V16H243V17H245L246 19H245V23L247 24V26H248V28L251 30V31H254V32H259V31H264V23L263 24H260V25H257V24H259L260 22H259V20H261L262 18H264V0H246ZM101 6H102V9L103 10H101V9H97V13L95 14L96 15V18L99 20V21H103V22H106V26H108V27H110V26H112V27H119V26H121V24L119 23V21H116L117 19H115L116 17H113V13H111V11H110V9H108L105 5H107V6H109V4L111 5L110 7L112 8V6L114 7V8H116L117 6L119 7V4H113V3H110L109 2V0H99V2H98ZM158 3H159V1H158ZM66 4H70V6H73V8H77V6L79 7V5H76V4H73V2H72V0H0V39H3V40H5V41H9V40H11L15 35H17L22 29H25V28H27V29H29V30H31L32 28H34V27H36L35 26V21L36 20H39L40 19V22H43V19H47V20H51L52 18H50L51 17V14L53 13V11L55 12V10H57V12H56V14H57V16H61V17H63V16H65V15H67L69 18H71L75 13L73 12V10L72 11H70L69 9H67L66 7ZM149 3V0H147V4L145 5V6H142V5H140V6H138L140 9H144V8H148V6H151L152 4H150ZM162 4H163V2H162ZM234 4V3H233ZM96 5V4H95ZM148 5V6H147ZM164 5H165V3H164ZM197 5H200V3H197ZM242 5V4H241ZM156 6V5H155ZM169 6V7H168ZM186 6H185V8H186ZM248 6H250L248 9H245L246 7H248ZM69 7V6H68ZM194 7V8H195ZM72 8V7H71ZM156 8V7H155ZM159 8V7H158ZM157 8V9H158ZM163 8H165V7H163ZM60 9H62V10H68V12H67V14H64V13H66V12H59V10ZM188 9V8H187ZM88 10V9H87ZM141 10V11H142ZM218 10V9H217ZM89 11V10H88ZM88 11H87V13H88ZM136 11V10H135ZM138 11H140V10H137V12ZM162 11V10H161ZM219 11V10H218ZM42 12H46L47 13V16H45V17H41V13ZM119 13H121V10L119 9ZM141 13V12H140ZM139 13V14H140ZM193 13V14H192ZM64 14V15H63ZM139 14H137V15H139ZM152 14V13H151ZM161 14H162V12H161ZM208 13H207V11H205L204 13H203V15H207ZM31 16V18H32V20L31 19H28V17H30ZM88 17V16H87ZM95 17V16H94ZM154 17V16H153ZM157 17V16H156ZM155 18V17H154ZM255 18V21L253 20ZM89 19V18H88ZM29 20V21H28ZM262 21V20H261ZM39 33V32H38ZM123 35H125V34H123ZM134 35V34H133ZM128 36V35H127ZM133 37H135V36H133ZM128 38V37H127ZM120 39H121V41H123L124 39H125V36H124V39L122 38V37H120ZM127 41V40H126ZM43 44H44V46H46L45 45V41H43ZM47 47V46H46ZM196 47H199L195 42H193V41H184V42H182V43H180V44H178V45H175L174 46V48H176V49H178V50H188V49H197V52H201L198 48H196ZM233 47H234V52L235 53H237V54H241V53H243V51H244V49H247V48H250V52H253L254 54H252V56L254 57V58H257V57H260V56H263L264 57V51H261V49H260V47H259V45H258V43H253V42H251V41H249V42H244V41H241V43H233ZM147 49L148 48H146L145 50L147 51ZM203 49H205V48H203ZM207 50V49H206ZM60 52H62V51H64V49H60L59 50ZM169 51V50H168ZM168 51H166V52H168ZM190 51V50H189ZM149 52V51H148ZM153 52V51H152ZM169 52H174L173 50H170ZM177 52V51H176ZM179 52V51H178ZM185 52V51H184ZM151 53V52H150ZM162 53V52H161ZM190 53V52H189ZM149 54V53H148ZM155 54V53H154ZM171 54V56H172V53H170ZM178 54V53H177ZM197 54V53H196ZM248 54V53H247ZM250 54V53H249ZM103 55V54H102ZM147 55V54H146ZM156 55V54H155ZM162 55V54H161ZM176 55V54H175ZM183 55H184V53H183ZM193 54H191V56H192ZM198 55V54H197ZM202 55H206V54H203L202 53ZM149 56H151V55H149ZM162 56H164V55H162ZM168 57H169V55H167ZM179 56V55H178ZM246 56V55H245ZM251 56V55H250ZM147 57H148V55H147ZM168 57H166V58H168ZM184 56H182V58H183ZM194 57H196V56H194ZM198 57V56H197ZM163 59H165L164 57H162ZM162 58H160V59H162ZM173 58H174V56H173ZM176 59H177V57H175ZM174 58V59H175ZM204 58V57H203ZM250 58V57H249ZM253 58V59H254ZM112 59H114V58H109V57H104V59H103V61H108V62H111L112 61ZM154 59V58H153ZM179 59V58H178ZM205 59V58H204ZM115 60V59H114ZM118 60V59H117ZM120 60V59H119ZM168 61H169V59H167ZM180 61H181V59H179ZM239 60V59H238ZM245 60V59H244ZM250 60V59H249ZM263 60V59H262ZM116 61V60H115ZM166 61V60H165ZM168 61H166V62H168ZM172 61V60H171ZM171 61H169V62H171ZM178 61V60H177ZM183 61V60H182ZM255 61V60H254ZM102 62V61H101ZM174 62H176V61H174ZM183 62H185V60L183 61ZM208 62H209V60H208ZM253 62V61H252ZM262 62V61H261ZM172 63V62H171ZM178 63V62H177ZM188 63V62H187ZM240 63V62H239ZM243 63V62H242ZM254 63V62H253ZM256 63V62H255ZM84 64V63H83ZM115 64V63H114ZM183 64V63H182ZM186 64V63H185ZM206 64H208L207 63V61H206ZM149 65V64H148ZM169 65H171V64H168V66ZM244 65V64H243ZM111 66H112V64H111ZM114 66V65H113ZM118 66H120V64L118 65ZM180 66V65H179ZM103 67V66H102ZM182 67V66H181ZM251 67V66H250ZM97 68V67H96ZM100 68V67H99ZM117 68V67H116ZM119 68V67H118ZM177 68V67H176ZM179 68V67H178ZM190 68V67H189ZM82 69V68H81ZM101 69V68H100ZM115 69V68H114ZM7 70V69H6ZM116 70V69H115ZM161 70V69H160ZM169 70V69H168ZM191 70V69H190ZM258 70V69H257ZM78 71V70H77ZM77 71H76V73H77ZM112 71V70H111ZM116 71H119V70H116ZM157 71H158V68H157ZM179 71V70H178ZM192 71V70H191ZM190 71V72H191ZM249 71V70H248ZM87 72V71H86ZM113 73H114V71H112ZM170 72V71H169ZM188 72V71H187ZM255 72V71H254ZM118 73H120V72H118ZM181 73V72H180ZM179 73V74H180ZM261 73H263L262 71H261ZM79 74V73H78ZM78 74L76 75L77 76V80L79 79V81L77 82V80H75L77 83H80L81 81H80V78L78 77ZM160 74V73H159ZM178 74V73H177ZM182 74V73H181ZM200 74V73H199ZM254 74V73H253ZM75 75H74V77H75ZM80 75H83V74H80ZM170 75V74H169ZM187 75H188V73H187ZM186 75V76H187ZM196 75V74H195ZM87 76V75H86ZM173 76V75H172ZM171 76V77H172ZM185 76V77H186ZM259 76V75H258ZM95 77V76H94ZM240 77V76H239ZM254 78H255V76H253ZM252 77V78H253ZM68 76H67V74L66 73H63V72H60V71H57V72H54L53 73V75L50 77V78H48L49 80H46V81H54V79H57V80H59L60 82H65L64 80L66 79V80H68ZM187 78V77H186ZM193 78V77H192ZM191 78V79H192ZM241 78V77H240ZM249 78V77H248ZM251 78V79H252ZM45 79L46 78H44L43 79V81H44V83H46V81H45ZM52 79V80H51ZM76 79V78H75ZM101 79V78H100ZM179 79V78H178ZM202 80L201 79V76H200V78H199V75H198V77L196 76L192 81H190V82H188L189 83V85H192V89L193 88H196L197 87V90H201V89H203V88H201V86H203L201 83L204 81H200V80ZM203 79H206V78H203ZM215 79V78H214ZM213 79V80H214ZM251 79H248V80H251ZM173 80V79H172ZM207 80V79H206ZM212 80V79H211ZM216 80V79H215ZM219 80V79H218ZM241 80H242V78H241ZM257 80V79H256ZM188 81V80H187ZM187 81L185 82V83H187ZM244 81V80H243ZM253 81V80H252ZM50 82V83H51ZM75 82V83H76ZM168 82V81H167ZM250 82V81H249ZM248 82V84H252V82L251 83H249ZM259 82H261L260 81V79H259ZM27 83L28 84H31L30 86H31V92H33V90H34V92H35V96L33 95V97L31 98V99H33V101L34 102H37L38 101V98L40 99V101L42 100V98H43V95H42V91L46 88V87H44V86H46L43 82H42V80H28L27 81ZM41 83H43L44 84V86L41 84ZM55 83V82H54ZM71 83H73V82H71ZM76 83V84H77ZM89 83V82H88ZM150 83H151V81H150ZM174 83V82H173ZM205 83V82H204ZM207 83H209V81H207ZM211 83V82H210ZM255 83V82H254ZM42 86H41V85ZM52 84V83H51ZM57 84V83H56ZM62 84V83H61ZM181 84V83H180ZM201 84V85H200ZM206 84V83H205ZM211 84H213V83H211ZM210 84V85H211ZM214 84H215V82H214ZM255 84H257V83H255ZM50 85V84H49ZM60 85V84H59ZM58 85V86H59ZM64 85V84H63ZM105 85V84H104ZM153 85V84H152ZM170 85V84H169ZM176 85L177 84H175V86L174 87H176ZM216 85V84H215ZM218 85H219V83H218ZM245 85V84H244ZM32 86H34V88H35V86H36V88L35 89H33V87ZM56 86V85H55ZM57 86V87H58ZM66 86V85H65ZM64 86V87H65ZM72 86H73V84H72ZM158 86V85H157ZM157 86H156V88H157ZM214 86V85H213ZM212 86V87H213ZM248 86V85H247ZM50 87V86H49ZM47 87L48 88V90L50 91V95H51V90H50V88L52 87ZM56 87V88H57ZM63 87V86H62ZM152 87V86H151ZM172 88H173V86H171ZM205 87V86H204ZM207 87H208V85H207ZM56 88H54V89H56ZM61 88V87H60ZM68 88V87H67ZM66 88V89H67ZM161 88V87H160ZM179 88H180V86H179ZM186 88V87H185ZM184 88V89H185ZM191 88V87H190ZM210 88V87H209ZM213 88H215V87H213ZM212 88V89H213ZM252 88H254L253 86H252ZM89 89V88H88ZM174 89V88H173ZM176 89V88H175ZM181 89V88H180ZM180 89H179V92H180ZM183 89V90H184ZM187 89H189V87H187ZM207 89V88H206ZM211 89V88H210ZM219 89V88H218ZM217 89V90H218ZM58 90V89H57ZM61 90V89H60ZM64 90V89H63ZM122 90V89H121ZM157 90H159V89H157ZM190 90V89H189ZM209 90V89H208ZM227 90V89H226ZM243 90V89H242ZM44 91H46V90H44ZM53 91V90H52ZM62 91V90H61ZM161 91V90H160ZM172 91V90H171ZM170 91V92H171ZM191 91V90H190ZM202 92H204L203 90H201ZM206 91V90H205ZM213 91V90H212ZM65 92H67L66 90H65ZM69 92V91H68ZM75 92V91H74ZM74 92H73V94H74ZM193 92V91H192ZM214 92H216V90L214 91ZM220 92H222V90H221V88H220ZM72 93V92H71ZM70 93V94H71ZM83 93V92H82ZM177 93H178V91H177ZM206 93H207V91H206ZM213 93V92H212ZM216 93H218V92H216ZM232 93V92H231ZM46 94V93H45ZM72 94V95H73ZM112 94V93H111ZM120 94V93H119ZM186 94H187V91H186ZM193 94V96H194V93H192ZM226 94V93H225ZM224 94V95H225ZM242 94V93H241ZM27 95V94H26ZM29 95V94H28ZM42 95V96H41ZM75 95V94H74ZM174 95H176V93L174 94ZM173 95V96H174ZM190 93H189V97H190ZM215 95V94H214ZM217 95V94H216ZM221 95H223V93L221 94ZM79 96V95H78ZM118 96V95H117ZM185 96V95H184ZM183 95H182V97H184ZM201 96H202V94H201ZM205 96V95H204ZM22 97V99L24 98H27V97H25V95H21L20 96V98ZM110 98H111V95L109 96ZM113 97V96H112ZM156 97V96H155ZM174 97H176V96H174ZM219 97V96H218ZM225 97V96H224ZM231 97V96H230ZM28 98H29V96H28ZM51 98V97H50ZM56 98V97H55ZM59 98V97H58ZM74 98V97H73ZM115 98H116V96H115ZM120 98V97H119ZM152 98V97H151ZM170 98V97H169ZM185 98H186V96H185ZM196 98H197V96H196ZM223 98V97H222ZM226 98V97H225ZM11 99L12 98H10L9 97V95H5V94H0V110H1V112H4L5 111V113L6 112H9V113H11L10 112V108H11V103H10V101H11ZM53 99V98H52ZM123 99V98H122ZM125 99V98H124ZM177 99H178V96H177ZM184 98H182V100H183ZM187 99H190V98H187ZM20 100V99H19ZM30 100V99H29ZM45 100V99H44ZM43 100V101H44ZM65 100V99H64ZM74 100H76V99H73V101ZM121 100V99H120ZM155 100V99H154ZM156 100H158V99H156ZM156 100H155V102H156ZM168 100V99H167ZM174 100V99H173ZM186 100V99H185ZM192 100H193V98H192ZM194 100H195V97H194ZM199 100V99H198ZM22 101H24V100H22ZM28 101V100H27ZM61 101V100H60ZM119 101V100H118ZM179 101H181L180 100V98H179ZM187 101V100H186ZM197 101V100H196ZM16 102V101H15ZM30 102V101H29ZM34 102H31V103H34ZM42 102V101H41ZM57 102H58V100H57ZM65 102V101H64ZM123 102V100L121 101V103ZM210 102H212V101H210ZM25 103V102H24ZM28 103V102H27ZM178 103V102H177ZM209 103V102H208ZM214 103V102H213ZM30 104V103H29ZM42 104V103H41ZM59 104V103H58ZM123 104V103H122ZM188 104V103H187ZM191 103H189V105H190ZM19 105V104H18ZM25 105V104H24ZM27 105V104H26ZM38 105V104H37ZM44 105V104H43ZM67 105V104H66ZM103 105V104H102ZM108 105H110V104H108ZM121 105V104H120ZM124 105V104H123ZM122 105V106H123ZM157 105V104H156ZM161 105V104H160ZM168 106H169V104H167ZM186 105V104H185ZM231 105V104H230ZM34 106H36L35 104H34ZM42 106V105H41ZM40 106V107H41ZM68 106V105H67ZM121 106V107H122ZM152 106V105H151ZM177 106V105H176ZM179 106H181V105H179ZM183 106V105H182ZM193 106V105H192ZM196 106H198V104L196 105ZM18 107V106H17ZM24 107V106H23ZM39 106H37V108H38ZM46 107V106H45ZM54 107V106H53ZM70 107V106H69ZM124 107H126V106H124ZM178 107V106H177ZM190 107H191V105H190ZM42 108H43V106H42ZM52 108V107H51ZM95 108V107H94ZM165 108H166V106H165ZM168 108V107H167ZM174 108V107H173ZM176 108V107H175ZM179 108V107H178ZM177 108V109H178ZM182 108V107H181ZM186 108V107H185ZM193 108V107H192ZM196 108V107H195ZM207 108V107H206ZM244 108V107H243ZM12 109V111H13V108H11ZM21 109V108H20ZM28 109H29V107H28ZM34 110H35V107L33 108ZM40 109V108H39ZM46 109V108H45ZM163 109V108H162ZM184 109V108H183ZM194 109V108H193ZM200 109V108H199ZM201 109H202V106H201ZM126 110V109H125ZM124 110V111H125ZM156 110V109H155ZM208 110V109H207ZM248 110V109H247ZM21 111H23V109L21 110ZM31 111V110H30ZM127 111H129L128 109H127ZM151 110H149V112H150ZM157 111V110H156ZM170 110H168V112H169ZM179 111V110H178ZM191 111V110H190ZM200 111V110H199ZM19 112H20V110H19ZM29 112V111H28ZM37 112H39L38 111V109H37ZM36 112V113H37ZM43 112H45L44 110H43ZM106 112V111H105ZM130 112V111H129ZM133 112V111H132ZM153 112V111H152ZM155 112V111H154ZM153 112V113H154ZM163 112V111H162ZM166 112H167V110H166ZM174 112V111H173ZM183 112V111H182ZM196 112V111H195ZM194 112V113H195ZM198 112V111H197ZM218 112V111H217ZM26 113V112H25ZM24 113V114H25ZM34 113V112H33ZM86 113H87V111H86ZM95 112H93V114H94ZM117 113V112H116ZM134 113V112H133ZM153 113H152V116H153ZM177 113H179V112H177ZM209 113V112H208ZM1 115H2V113H0ZM14 114V113H13ZM20 114V113H19ZM26 114H28V113H26ZM32 114V113H31ZM38 114V113H37ZM41 114H42V112H41ZM47 114V113H46ZM64 114V113H63ZM84 113H81L80 115H83ZM107 113H105V115H106ZM109 114V113H108ZM135 114V113H134ZM134 114H133V116H134ZM156 114H159L158 112L156 113ZM161 114V113H160ZM174 114V113H173ZM199 114V113H198ZM202 114H203V112H202ZM201 114V115H202ZM254 114V113H253ZM0 115V116H1ZM22 115V114H21ZM33 115V114H32ZM40 115V114H39ZM38 115V116H39ZM48 115V114H47ZM58 115V114H57ZM61 115V114H60ZM67 115V114H66ZM100 115H101V113H100ZM118 115V114H117ZM131 115V114H130ZM129 115V116H130ZM150 115H151V113H150ZM169 115V114H168ZM171 115H172V112H171ZM184 115H186L185 113H184ZM189 115V114H188ZM204 115V114H203ZM22 116H25V115H22ZM38 116H36V114L34 115V116H28L27 118H29L30 120H31V123H29L30 124V126L29 127H31V128H35V127H33L36 123L35 122H37V121H39V120H41ZM70 115H68V117H69ZM89 116H92V115H89ZM96 116H97V119L95 120V126H97V125H100V123H101V118L103 117V115H102V117H100V118H98V115H97V113H96ZM129 116H125V117H128L129 118ZM157 116V115H156ZM162 117H163V114L161 115ZM177 116V115H176ZM179 116H180V114H179ZM179 116H177V117H179ZM181 116H183V115H181ZM225 116V115H224ZM249 116V115H248ZM256 116V115H255ZM258 116V115H257ZM4 118L6 117V116H3ZM3 117H1V118H3ZM12 117V118H11ZM43 117V116H42ZM41 117V118H42ZM44 117H45V114H44ZM49 117V116H48ZM47 117V118H48ZM60 117H62V116H60ZM59 117V118H60ZM65 117V116H64ZM64 117H62V118H64ZM81 117V116H80ZM79 117V118H80ZM93 117H95V116H93ZM107 117V116H106ZM105 117V118H106ZM109 117V116H108ZM111 117V116H110ZM124 117V118H125ZM146 117L148 118V116L146 115ZM158 117V116H157ZM167 117V116H166ZM186 117V116H185ZM188 117V116H187ZM202 117V116H201ZM207 117V116H206ZM254 117V116H253ZM9 118H11V120H9ZM19 118V117H18ZM22 119H23V117H21ZM21 118H19V119H21ZM53 118V117H52ZM61 118V120H63ZM72 118H74V117H72ZM86 118H87V115H86ZM89 118H91V117H89ZM88 118V119H89ZM134 118H136V117H134ZM146 118V119H147ZM161 118V117H160ZM165 118V117H164ZM170 118V121L172 120L171 118L172 117H169ZM168 118V119H169ZM204 118V117H203ZM250 118V117H249ZM7 120H8V122L9 121H12V122H15V123H17L18 121L17 120H19V119H17V120H15L16 119V117L14 116V115H8L7 116V118H6ZM50 119V118H49ZM77 119V118H76ZM104 119V118H103ZM107 120H108V118H106ZM106 119H104V120H106ZM133 119V118H132ZM145 119V120H146ZM149 119V118H148ZM158 119V118H157ZM253 119V118H252ZM251 119V120H252ZM261 119V118H260ZM26 119H24V121H25ZM28 120V119H27ZM66 120V119H65ZM69 120V119H68ZM70 120H71V117H70ZM82 120V119H81ZM80 120V121H81ZM90 120V119H89ZM88 120V121H89ZM110 120V119H109ZM123 121H124V119H122ZM135 120V119H134ZM144 120V119H143ZM163 119L161 118V121H162ZM167 120V119H166ZM176 120H177V118H176ZM181 120H182V118H181ZM200 120V119H199ZM23 121V122H24ZM29 121V120H28ZM45 121V120H44ZM50 121V120H49ZM53 121V120H52ZM64 121V120H63ZM87 121V120H86ZM92 120H90V122H91ZM131 121H133V120H131ZM147 121V120H146ZM145 121V122H146ZM178 121H180V120H178ZM177 121V122H178ZM182 121H184V120H182ZM191 121H193V120H191ZM190 121V122H191ZM201 121V120H200ZM3 122H5V121H3ZM3 122L1 123V124H3ZM30 122V121H29ZM55 122V121H54ZM82 122V121H81ZM90 122L88 123V125L90 124ZM116 122V121H115ZM148 122V121H147ZM146 122V123H147ZM152 122V121H151ZM165 122V121H164ZM175 122V121H174ZM202 122V121H201ZM216 122V121H215ZM251 122V121H250ZM249 122V123H250ZM261 122V121H260ZM6 123H7V121H6ZM35 123V124H34ZM50 123V122H49ZM61 123V122H60ZM67 123V122H66ZM79 123V122H78ZM94 123V122H93ZM103 123H108V121L106 122H104L103 121ZM109 123H111V120H110V122ZM108 123V124H109ZM158 123H160V122H158ZM172 123H173V121H172ZM204 122H202V124H203ZM207 123H209L208 121H207ZM219 123V122H218ZM5 124V123H4ZM18 124V123H17ZM27 124V122L24 124V126ZM37 124H39V123H37ZM43 124V123H42ZM41 124V125H42ZM69 124V123H68ZM71 124V123H70ZM74 124V123H73ZM81 124V123H80ZM85 124H86V122H85ZM84 124V125H85ZM119 124V123H118ZM147 124H149V123H147ZM152 124V123H151ZM153 124H156V123H153ZM164 124V123H163ZM162 124V125H163ZM168 124V123H167ZM180 124H181V122H180ZM188 124V123H187ZM192 124V123H191ZM196 124V123H195ZM201 124V123H200ZM200 124H197L198 125V127H199V125ZM205 124V123H204ZM10 125V124H9ZM45 125V124H44ZM52 125V124H51ZM93 125V124H92ZM111 125V124H110ZM113 125H115V123H113ZM146 125V124H145ZM159 125V124H158ZM165 125V124H164ZM171 125V124H170ZM183 125H184V122H183ZM193 125V124H192ZM208 125V124H207ZM2 126H4V125H2ZM11 126V125H10ZM14 126V125H13ZM13 126H11V127H13ZM19 126V125H18ZM21 126V125H20ZM19 126V127H20ZM36 126V125H35ZM70 126V125H69ZM77 126V125H76ZM89 126H91V125H89ZM106 126V125H105ZM112 126V125H111ZM119 126H120V124H119ZM119 126H118V128H119ZM148 126V125H147ZM146 126V127H147ZM166 126V125H165ZM212 126V125H211ZM218 126V125H217ZM217 126H215L216 128H218ZM5 127H8V126H5ZM16 127V126H15ZM44 127V126H43ZM63 127H66V126H63ZM71 128H72V126H70ZM86 127H87V125H86ZM86 127H84L83 126V128H84V130L86 131ZM101 127V126H100ZM109 128H110V126H108ZM114 127V126H113ZM117 127V126H116ZM115 127V128H116ZM149 127V126H148ZM151 127V126H150ZM149 127V128H150ZM153 127V126H152ZM156 127H157V125H156ZM172 127V126H171ZM190 127H191V125H190ZM194 127V126H193ZM204 127V126H203ZM222 127V126H221ZM21 128V127H20ZM24 128V127H23ZM26 129H27V127H25ZM30 128V129H31ZM37 128V127H36ZM40 128V127H39ZM54 128V127H53ZM67 128H68V125H67ZM77 128V127H76ZM97 128H98V126H97ZM102 128H104V127H102ZM107 128V127H106ZM108 128V129H109ZM197 128V127H196ZM200 128V127H199ZM6 129V128H5ZM8 129V128H7ZM10 129H13V128H10ZM25 129V130H26ZM42 129H46V128H42ZM50 129H52V127L50 128ZM49 129V130H50ZM56 129V128H55ZM54 129V130H55ZM65 129V131H66V128H64ZM63 129V130H64ZM78 129V128H77ZM80 129V128H79ZM90 129H92V128H90ZM100 129V128H99ZM105 129V128H104ZM103 129V130H104ZM113 129V128H112ZM125 129V128H124ZM126 129H128V131H129V128L127 127ZM148 128H146V130H147ZM155 129V128H154ZM158 129V128H157ZM159 129H160V127H159ZM179 129V128H178ZM189 129V128H188ZM202 129V128H201ZM206 129H208V128H206ZM222 129V128H221ZM248 129V128H247ZM251 129V128H250ZM2 130V129H1ZM16 130V129H15ZM25 130H23L24 132H26ZM34 130V129H33ZM36 130V129H35ZM38 130V129H37ZM40 130H41V128H40ZM47 130V129H46ZM45 130V133H47V131ZM89 130V129H88ZM97 133H100V132H98L96 129H94ZM106 130L107 129H105V132H106ZM114 130V129H113ZM122 130V129H121ZM120 130V131H121ZM130 130H131V128H130ZM150 130H151V128H150ZM150 130H147V132L149 131L150 132ZM209 130V129H208ZM212 130V129H211ZM215 130V129H214ZM223 130V129H222ZM226 130V129H225ZM235 130V129H234ZM245 130V129H244ZM8 131H10V130H8ZM7 131V132H8ZM17 131V130H16ZM43 131V130H42ZM52 131V130H51ZM64 131V132H65ZM78 131H80V130H78ZM90 131H92V130H90ZM115 131V130H114ZM119 131V130H118ZM119 131V132H120ZM126 132H127V130H125ZM156 131V130H155ZM163 131V130H162ZM161 131V132H162ZM189 131V130H188ZM206 131V130H205ZM219 131V130H218ZM224 131V130H223ZM227 131V130H226ZM225 131V132H226ZM231 131V130H230ZM243 131V130H242ZM249 131V130H248ZM254 132V130H250V132ZM3 132H6V131H4L3 130ZM2 132V133H3ZM40 132V131H39ZM55 132V131H54ZM61 132H62V130H61ZM81 132V131H80ZM95 132V133H96ZM107 132H108V130H107ZM130 132V131H129ZM154 132V131H153ZM167 132V131H166ZM208 132V131H207ZM213 132V131H212ZM217 132V131H216ZM221 132V131H220ZM233 132V131H232ZM237 132V131H236ZM236 132H235V134H236ZM259 132V131H258ZM9 134L11 133V132H8ZM38 133V132H37ZM48 133H50L49 131H48ZM79 133V132H78ZM95 134L94 135V137H97V136H99V134ZM110 133V132H109ZM115 133H117L116 131H115ZM121 133V132H120ZM132 133V132H131ZM195 133H196V131H195ZM234 133V132H233ZM238 133V132H237ZM257 133V132H256ZM255 133V134H256ZM260 133V132H259ZM259 133H257V134H259ZM16 134H19V133H16ZM39 134V133H38ZM37 134V135H38ZM43 134H44V132H43ZM59 134H60V132H59ZM80 134V133H79ZM87 134V133H86ZM85 134V132H84V134L83 135H86ZM94 134V133H93ZM112 134V133H111ZM110 134V135H111ZM113 134H114V132H113ZM112 134V135H113ZM118 134V133H117ZM117 134L115 135L116 137H117ZM122 134V133H121ZM123 134H124V132H123ZM122 134V135H123ZM152 134V133H151ZM151 134H150V140H151ZM157 134V133H156ZM185 134V133H184ZM192 134H193V132H192ZM199 134V133H198ZM234 134V135H235ZM244 134V133H243ZM26 135V134H25ZM33 135V134H32ZM52 135V134H51ZM97 135V136H96ZM104 135V134H103ZM106 135H107V133H106ZM120 135V134H119ZM122 135H120V136H122ZM125 135V134H124ZM132 135V134H131ZM154 135V134H153ZM152 135V136H153ZM193 135H195V134H193ZM218 135V134H217ZM224 135V134H223ZM254 135V134H253ZM8 136H12V135H8ZM15 136H17V135H15ZM40 136V135H39ZM47 135H45V137H46ZM115 136H113L114 138H115ZM148 136V135H147ZM155 136V135H154ZM162 136V135H161ZM179 136H180V134H179ZM197 136V135H196ZM214 136H216V135H214ZM213 136V137H214ZM228 136V135H227ZM247 136V135H246ZM6 137L7 136H5L4 138L6 139ZM26 137V136H25ZM25 137H23L24 139H25ZM34 137H35V135H34ZM33 137V138H34ZM42 137H43V135H42ZM51 137V136H50ZM52 137H54V136H52ZM59 137V136H58ZM57 137V135H56V138H58ZM84 137H87V136H84ZM107 137V136H106ZM126 137H128V135L126 136ZM156 138H158L157 136H155ZM199 137H200V134H199ZM207 137V136H206ZM212 137V136H211ZM210 137V138H211ZM244 137H245V134H244ZM254 138H255V136H253ZM15 138H17V137H15ZM22 138V139H23ZM28 139H30L29 137H27ZM38 138V137H37ZM40 138V137H39ZM44 138V137H43ZM47 138V137H46ZM49 138V137H48ZM98 138V137H97ZM96 138V139H97ZM118 138V137H117ZM120 138V137H119ZM137 138H139V137H137ZM143 138V137H142ZM149 138V137H148ZM167 138V137H166ZM232 138H233V136H232ZM242 138H243V136H242ZM248 138V137H247ZM35 139V138H34ZM50 139H52V138H50ZM54 139V138H53ZM104 139V138H103ZM113 139V138H112ZM121 139H124V138H122L121 137ZM120 139V140H121ZM129 139V138H128ZM141 139V138H140ZM144 139V144L143 145H145V143H146V141H145V138H143ZM163 139H164V137H163ZM169 139V138H168ZM188 139V138H187ZM205 139V138H204ZM212 139V138H211ZM214 139V138H213ZM229 139H231V138H229ZM9 140V139H8ZM11 140V139H10ZM15 140V139H14ZM39 140V139H38ZM46 140H48V139H46ZM55 140V139H54ZM87 140V139H86ZM93 136H91V138L89 137V142L90 141H92L93 142ZM109 140V139H108ZM110 140H111V138H110ZM118 140L119 139H117V142H118ZM147 140V139H146ZM150 140L148 141V142H150ZM153 140H156V139H153ZM158 140V139H157ZM194 141H195V139H193ZM197 140V139H196ZM199 140H201L200 138H199ZM199 140H197V142L199 141ZM215 140V139H214ZM222 140V139H221ZM227 140V139H226ZM234 140H235V138H234ZM233 140V141H234ZM238 140V139H237ZM250 140V139H249ZM7 141V140H6ZM29 141V140H28ZM40 141V140H39ZM57 141V140H56ZM99 141V140H98ZM98 141H97V144H98ZM100 141H101V139H100ZM107 141V138H106V140H105V142ZM113 141V140H112ZM116 141V140H115ZM140 141V140H139ZM141 141H143V140H141ZM185 141V140H184ZM186 141H188V140H186ZM202 141V140H201ZM206 141H207V138H206ZM225 141V140H224ZM231 141V140H230ZM240 141V140H239ZM248 141V140H247ZM8 142V141H7ZM15 142V141H14ZM33 142V139H32V141L30 142L29 141V143L31 144ZM37 142V141H36ZM41 142V141H40ZM42 142H44L45 143V141H44V139L42 140ZM51 142H53V140H51ZM55 142V141H54ZM75 142V141H74ZM104 142V143H105ZM110 142L111 141H109L108 143H109V145H110ZM117 142H116V144H117ZM155 142V141H154ZM165 142V141H164ZM205 142V141H204ZM218 142H220V141H218ZM243 142H245V138H244V141ZM249 142V141H248ZM10 143V142H9ZM12 143V142H11ZM26 143V142H25ZM47 143H49V142H47ZM69 143V142H68ZM103 143V142H102ZM101 143V144H102ZM107 143V144H108ZM111 143H113V142H111ZM142 143V142H141ZM157 143H159V142H156V144ZM162 143V142H161ZM187 143V142H186ZM190 143V142H189ZM202 144H203V142H201ZM211 143V142H210ZM209 143V144H210ZM217 143V142H216ZM223 143V142H222ZM221 143V144H222ZM237 143V142H236ZM242 143V142H241ZM24 144V143H23ZM35 144V143H34ZM54 144V143H53ZM57 144V143H56ZM74 144V143H73ZM93 144V143H92ZM95 144V143H94ZM106 144V145H107ZM120 145H121V143H119ZM163 144V143H162ZM185 144V143H184ZM220 144V143H219ZM226 144V143H225ZM230 144V143H229ZM233 144H235V143H233ZM18 144H16V146H17ZM32 145V144H31ZM40 145V144H39ZM55 145V144H54ZM53 145V146H54ZM103 145V144H102ZM108 145V146H109ZM114 145H115V142H114ZM113 145V146H114ZM199 145H201V144H199ZM236 145V144H235ZM235 145H233V147H236ZM243 145H244V143H243ZM18 146H20V145H18ZM23 146V145H22ZM28 146V145H27ZM45 147L46 146H49V145H44ZM57 146V145H56ZM55 146V147H56ZM94 146V145H93ZM99 146H100V144H99ZM111 147H112V145H110ZM109 146V147H110ZM119 146V145H118ZM117 146V147H118ZM146 146V145H145ZM153 146L154 147H152V148H155V146L156 145H154L153 144ZM159 146V144L156 146V148ZM160 146H162L161 144H160ZM182 146V145H181ZM191 146V145H190ZM193 146V145H192ZM196 146V145H195ZM205 146V145H204ZM203 146V147H204ZM212 146H213V143H212ZM211 146V147H212ZM226 146V145H225ZM231 146V145H230ZM245 146H247V156H249L250 157V161H252V158H254L255 156H256V151H258V150H260L261 148H263L264 146H263V143H262V139H257V137L255 138V139H252L251 141H250V143H248V144H246ZM40 147L42 148L43 146H41L40 145ZM59 147V146H58ZM79 147V146H78ZM87 147V146H86ZM95 147H96V144H95ZM162 147H164V144H163V146ZM179 147V146H178ZM208 147H209V145H208ZM24 148H26V147H24ZM50 148H53V147H51L50 146ZM68 148V147H67ZM70 148V147H69ZM97 148V147H96ZM100 148H102L103 149V146L102 147H100ZM107 149H108V151L110 150V148H108V147H106ZM106 148H105V150H106ZM159 148V147H158ZM200 148H202V147H200ZM205 148V147H204ZM229 148V147H228ZM237 148V147H236ZM20 149V148H19ZM23 149V148H22ZM29 149V148H28ZM33 149V148H32ZM32 149H30V150H32ZM45 149V148H44ZM54 149V148H53ZM52 149V150H53ZM61 149V148H60ZM97 149H99V147L97 148ZM97 149H96V151H97ZM112 149V148H111ZM117 149V148H116ZM163 149L164 148H162V150H157V151H159V155H160V151L162 152L163 151ZM189 149V148H188ZM188 149H186L185 148V151L187 150L188 151ZM193 149V148H192ZM195 149V148H194ZM199 149V148H198ZM207 149H209V148H207ZM218 149V148H217ZM17 150V149H16ZM47 150V149H46ZM55 150V149H54ZM63 150V149H62ZM105 150H102L103 152L105 151ZM121 150V149H120ZM152 150V149H151ZM206 150V149H205ZM223 150V149H222ZM1 151V150H0ZM29 151V150H28ZM40 151H42V150H40ZM71 151V150H70ZM80 152H81V150H79ZM90 151V150H89ZM107 151V152H108ZM112 151V150H111ZM119 151V150H118ZM123 151V150H122ZM182 152H184V150H181ZM180 151V152H181ZM191 151V150H190ZM203 151V150H202ZM212 151V150H211ZM224 151V150H223ZM227 151V150H226ZM38 152V151H37ZM47 152H48V150H47ZM57 152V151H56ZM58 152H59V150H58ZM62 152H64V151H62ZM103 152H101V153H103ZM107 152H105L106 154H107ZM114 152V151H113ZM120 152V151H119ZM204 152V151H203ZM208 152H209V150H208ZM213 152V151H212ZM221 152V151H220ZM228 152V151H227ZM232 152V151H231ZM20 153H21V151H20ZM28 153V152H27ZM44 153H46V152H43V154ZM49 153H50V150H49ZM49 153H47V155L49 154ZM52 153V152H51ZM66 153V152H65ZM64 153V154H65ZM100 153V154H101ZM110 155H111V153L110 152H108ZM121 153V152H120ZM124 153V152H123ZM185 153V152H184ZM184 153H182V154H184ZM202 153V152H201ZM217 153V152H216ZM233 153V152H232ZM16 154H17V151H16ZM34 154V153H33ZM40 154H42L41 152H40ZM95 154V153H94ZM115 154V153H114ZM150 154V153H149ZM155 154H157V153H155ZM155 154H153V155H155ZM177 154V153H176ZM195 154V153H194ZM197 154V153H196ZM196 154H195V156H196ZM205 154V153H204ZM212 154V153H211ZM231 154V153H230ZM18 155V154H17ZM28 155V154H27ZM55 155V154H54ZM97 155H98V152H97ZM102 155V154H101ZM117 155V154H116ZM121 155V154H120ZM125 155V154H124ZM158 155V156H159ZM164 155V154H163ZM187 155H188V152H187ZM191 155H193V154H191ZM198 155V154H197ZM200 155V154H199ZM198 155V156H199ZM207 155V154H206ZM213 155V154H212ZM219 155V154H218ZM43 156V155H42ZM93 156V155H92ZM105 156V155H104ZM151 156V155H150ZM149 156V157H150ZM190 156V155H189ZM194 156V157H195ZM203 157H204V155H202ZM208 156V155H207ZM243 156H245V155H243ZM36 157V156H35ZM40 157H41V155H40ZM45 157H47V156H45ZM44 157V158H45ZM49 157V156H48ZM51 157V156H50ZM49 157V158H50ZM52 157H54V156H52ZM73 157V156H72ZM75 157H77V156H74V158ZM107 157V156H106ZM110 157V156H109ZM114 157H115V155H114ZM121 157H123V155L121 156ZM155 157V156H154ZM221 157V156H220ZM225 157V156H224ZM231 157V156H230ZM43 158V159H44ZM66 158V157H65ZM70 157H68V159H69ZM98 158V157H97ZM104 159H105V157H103ZM118 158H120L119 157V154H118V157H117V159ZM125 158H126V156H125ZM219 158V157H218ZM222 158H223V156H222ZM71 159V158H70ZM76 159V158H75ZM85 159V158H84ZM93 159H96L95 157L93 158ZM109 159H111V158H109ZM151 159V158H150ZM157 159V158H156ZM167 159V158H166ZM165 159V160H166ZM190 159H192V158H190ZM196 159V158H195ZM206 159V158H205ZM229 159V158H228ZM45 160V159H44ZM46 160H48L47 158H46ZM99 160V163L101 164V162H100V159H98ZM120 160H123V159H120ZM161 160H162V158H161ZM165 160H164V163H166L165 162ZM220 160V159H219ZM37 161V163L39 164V162H38V160H36ZM49 161H51L52 162V160H49ZM67 161V160H66ZM72 161V160H71ZM75 161V160H74ZM79 161V160H78ZM95 161V160H94ZM96 161H97V159H96ZM101 161H103V159L101 160ZM124 161H126V160H124ZM150 161V160H149ZM149 161H148V163H149ZM152 161V160H151ZM160 161V160H159ZM158 161V162H159ZM222 161V163L224 162L223 160H221ZM228 161V160H227ZM232 161V160H231ZM54 162V161H53ZM59 162H61V161H59ZM68 162V161H67ZM76 162V161H75ZM98 162V161H97ZM96 162V164L98 165V163ZM105 162V161H104ZM106 162H107V160H106ZM113 162H115V161H113ZM116 162H117V164H119L118 163V161L116 160ZM123 162V161H122ZM128 162V161H127ZM130 162V161H129ZM143 162V161H142ZM33 163V162H32ZM141 163V162H140ZM144 163V162H143ZM143 163H141V164H143ZM146 163V162H145ZM220 163V162H219ZM226 163V161L224 162V164ZM53 164V163H52ZM54 164H55V162H54ZM58 163H56V165H57ZM60 164V163H59ZM70 164V163H69ZM80 164H82V163H80ZM93 164V163H92ZM105 164V163H104ZM104 164H102V165H104ZM108 164V163H107ZM111 164H112V162H111ZM120 164H122V163H120ZM128 164L129 163H127L126 164V162H124L122 165H125V169H126V166H128ZM141 164H140V166H141ZM163 164V163H162ZM216 164V163H215ZM218 164V163H217ZM27 165V164H26ZM64 165V164H63ZM63 165H62V167H63ZM68 165V164H67ZM83 165V164H82ZM101 165V166H102ZM109 165V164H108ZM113 165V164H112ZM111 165V166H112ZM134 165H136L135 164V162H134ZM134 165H133V169L132 170H134V171H132V170H128L127 169V172L129 171V172H131L132 171V173L134 174V172H135V169H136V167H135V169H134ZM143 165H146V164H143ZM155 164H153L152 166H154ZM158 166H159V164H157ZM156 165V166H157ZM219 165H221V164H219ZM227 165V164H226ZM229 165V164H228ZM37 166V165H36ZM35 166V167H36ZM55 166V165H54ZM85 166V165H84ZM94 166H95V164H94ZM115 166H118V165H115ZM121 166V165H120ZM132 166V165H131ZM137 166H139L138 165V163H137ZM139 166V167H140ZM147 166H149V165H147ZM150 166H151V164H150ZM149 166V167H150ZM152 166L150 167L151 168V170H153V168H152ZM222 166H223V164H222ZM232 166V165H231ZM38 167V166H37ZM81 167V166H80ZM86 167V166H85ZM93 167V166H92ZM103 167V166H102ZM107 167V166H106ZM109 167V166H108ZM145 167V168H144ZM160 167V166H159ZM158 167V168H159ZM214 167V166H213ZM226 167V166H225ZM39 168V167H38ZM41 168V167H40ZM83 168V167H82ZM114 167L112 166V168L111 169H113ZM119 168V167H118ZM117 168V169H118ZM123 168V169H124ZM129 168V167H128ZM142 167H140V169H141ZM143 168L144 169H146L147 167L146 166H143ZM143 168H142V171H143ZM233 168V167H232ZM36 169V168H35ZM80 169V168H79ZM85 169V168H84ZM84 169H82V171H84ZM107 170H108V168H106ZM105 169V170H106ZM131 169V168H130ZM138 169V168H137ZM149 168H147V170H148ZM156 169V168H155ZM154 169V170H155ZM164 169V168H163ZM203 169V168H202ZM204 169H205V167H204ZM215 169V168H214ZM227 169V168H226ZM30 171H33L34 172V175H35V177H36V180L38 181V183H37V185H36V189H37V191H39L40 193H41V195L42 196H48V197H50L51 198V189L48 187V186H46L47 188H49L48 190H45L44 188H43V185H42V183H43V181H42V179L40 178V177H38L39 175L37 174V172H36V170H34L33 168L32 169H29ZM37 170H39V169H37ZM87 170H89V169H87ZM102 170H104V169H102ZM104 170V171H105ZM121 170V169H120ZM147 170H145V171H147ZM150 170V171H151ZM160 170V169H159ZM162 170V169H161ZM40 171V170H39ZM64 171H65V169H64ZM81 171V170H80ZM79 171V172H80ZM86 171V170H85ZM93 171V170H92ZM98 171V170H97ZM101 171V170H100ZM112 171H114V170H112ZM117 171H119V170H117ZM125 171L126 170H124V172L123 173H125ZM141 171V172H142ZM149 171V172H150ZM167 171V170H166ZM41 172V171H40ZM90 172V171H89ZM94 172H96V170L94 171ZM103 172V171H102ZM106 172V171H105ZM109 172L110 171H108V174H109ZM121 172V171H120ZM137 172L139 173L140 171H138L137 170ZM137 172L135 173V174H137ZM152 172V171H151ZM160 172V171H159ZM217 172H218V170H217ZM122 173V172H121ZM120 173V175H121V177H122V174ZM80 174V173H79ZM86 173H84L83 175H85ZM91 174H92V172H91ZM94 174V173H93ZM92 174V175H93ZM105 174V173H104ZM107 174V175H108ZM115 174V173H114ZM117 174H119V173H117ZM116 174V175H117ZM134 174V175H135ZM143 174H145L144 172H143ZM152 174V173H151ZM153 174H154V172H153ZM158 174V173H157ZM162 174V173H161ZM228 174V173H227ZM81 175H82V173H81ZM95 175H96V173H95ZM94 175V178H90V179H94V180H96L95 179V176ZM111 176H112V174H110ZM124 175V174H123ZM130 175V174H129ZM132 175V174H131ZM133 175V176H134ZM155 175V174H154ZM160 175V174H159ZM86 176V175H85ZM85 176H84V178H85ZM102 176V175H101ZM106 176V175H105ZM105 176L104 177H102L103 178V180H104V178H105ZM114 176V175H113ZM112 176V177H113ZM139 176H140V174H139ZM156 176V175H155ZM163 175H161V177H162ZM87 177V176H86ZM97 177H98V173H97ZM140 177H142L143 179H145L144 178V176H140ZM145 177H147V176H145ZM158 177V176H157ZM160 177V178H161ZM82 178V177H81ZM88 178V177H87ZM86 178V179H87ZM101 178V179H102ZM109 178V177H108ZM118 178H120V177H118ZM117 178V179H118ZM123 178L124 177H122L121 178V180L123 181ZM126 178V177H125ZM139 178V177H138ZM163 178H165V177H163ZM99 179V178H98ZM110 179H111V177H110ZM133 179H134V177H133ZM141 179V178H140ZM152 179V178H151ZM156 179V178H155ZM155 179H154V181H155ZM169 179V178H168ZM167 179V181L168 182H171V181H169ZM91 180V181H92ZM106 180V179H105ZM112 180H115V178L113 177L112 179H111V181ZM126 181H127V179H125ZM137 180H139V179H137ZM137 180H136V182H137ZM146 180V179H145ZM157 180V179H156ZM99 181H100V179H99ZM107 181H109V180H107ZM141 181V180H140ZM147 181H148V179H147ZM153 181V180H152ZM154 181H153V185H154ZM96 182H98V181H96ZM103 183H104V181H102ZM101 182V183H102ZM110 182V181H109ZM119 182V181H118ZM121 182V181H120ZM128 182V181H127ZM132 183L134 182L133 180L131 181ZM149 182V181H148ZM150 182H151V180H150ZM158 182V181H157ZM93 183H95V182H93ZM116 183V182H115ZM124 185H125V183L124 182H122ZM141 183V182H140ZM146 182H144V184H145ZM173 183V182H172ZM44 184V183H43ZM98 184V186H100L99 184L100 183H97ZM112 184H114V182L113 183H111V185ZM118 184V183H117ZM123 184H121V185H123ZM134 184H137V183H134ZM156 184V183H155ZM165 184H167V183H165ZM94 185V184H93ZM119 185V184H118ZM132 185V184H131ZM130 185V186H131ZM151 185H152V183H151ZM168 185V184H167ZM166 185V186H167ZM170 185V184H169ZM102 186V185H101ZM106 186V185H105ZM110 186V185H109ZM108 186V187H109ZM114 186H116V185H114ZM120 186V185H119ZM126 186H128V185H125V187ZM130 186H129V188H130ZM138 186H139V184H138ZM172 186V185H171ZM170 186V187H171ZM173 186H174V184H173ZM107 187V188H108ZM117 187V186H116ZM116 187H114L115 189H116ZM132 187V186H131ZM134 187V186H133ZM154 187V186H153ZM157 187V186H156ZM155 187V189H157V188H159V187H157L156 188ZM176 187V186H175ZM175 187H174V189H175ZM96 188V187H95ZM103 188V187H102ZM106 188V189H107ZM109 188H111V187H109ZM138 188V187H137ZM140 188V187H139ZM166 188V187H165ZM118 189V188H117ZM160 190H161V187L159 188ZM162 189H163V187H162ZM168 189V188H167ZM173 189V188H172ZM173 189V190H174ZM114 190V189H113ZM121 190V189H120ZM125 190H126V188H125ZM130 190H132V189H130ZM139 190V189H138ZM169 190V189H168ZM107 191H109L108 189H107ZM152 191V188H151V190H150V192ZM155 191H157V190H155ZM170 192H171V190H169ZM178 191V190H177ZM109 192H112V191H109ZM117 192V191H116ZM128 192H129V189H128ZM160 192V191H159ZM166 192V191H165ZM179 192V191H178ZM124 193H126L125 191H124ZM136 193V192H135ZM134 193V194H135ZM167 193H168V191H167ZM174 193V192H173ZM173 193H171L169 196L167 195V194H165V195H167V197H170L171 195H173L174 197H175V195L173 194ZM103 194V193H102ZM112 194L113 193H111V196H112ZM154 194V193H153ZM162 194H163V192H162ZM161 194V195H162ZM106 195V194H105ZM97 196H98V194H97ZM134 197H136L135 195H133ZM172 196V197H173ZM178 196V195H177ZM96 197V196H95ZM132 197V196H131ZM142 197V196H141ZM151 197V196H150ZM165 197V196H164ZM171 197V198H172ZM115 198V197H114ZM170 198V199H171ZM142 199H144V197L142 198ZM149 199V198H148ZM147 199V200H148ZM155 200L157 199V198H154ZM153 198H151V200H154ZM159 199V198H158ZM157 199V200H158ZM169 199V198H168ZM169 199V200H170ZM117 200V199H116ZM128 200V199H127ZM134 200V199H133ZM172 201H173V199H171ZM101 201V200H100ZM99 201V202H100ZM139 201V200H138ZM150 201V200H149ZM148 201V202H149ZM113 202V201H112ZM118 202V201H117ZM122 202V201H121ZM125 202V201H124ZM124 202H122L123 204H124ZM134 202V201H133ZM141 202V201H140ZM147 202V201H146ZM107 203V202H106ZM120 203V202H119ZM127 203V202H126ZM125 203V204H126ZM138 203V202H137ZM136 203V204H137ZM150 203V202H149ZM152 204L154 203V201L153 202H151ZM172 203V202H171ZM170 203V204H171ZM97 204H99V206H102L100 203H98V201H97ZM105 204V203H104ZM129 204H131V203H129ZM134 204V203H133ZM133 204H131V205H133ZM135 204V205H136ZM148 204V203H147ZM112 205V204H111ZM21 206H24V207H22L21 209H19V207H21ZM107 206V205H106ZM106 206H102L101 208H99V209H102V211H107L106 210ZM119 206V205H118ZM124 206V205H123ZM146 206V205H145ZM169 206H171V205H169ZM120 207H122V204H121V206ZM127 207V206H126ZM133 207V206H132ZM139 207V206H138ZM57 208L59 209V211L62 209V207H59V205H57ZM134 208V207H133ZM114 209V208H113ZM128 210L130 209V207L128 206V208H127ZM126 209V210H127ZM136 208H134V210H135ZM262 209V208H261ZM69 210V209H68ZM140 210L141 209H139V212H140ZM232 210V209H231ZM120 211H121V209H120ZM123 211H124V209H123ZM130 211V210H129ZM128 211V212H129ZM131 211H133V210H131ZM130 211V212H131ZM166 211V210H165ZM113 212V211H112ZM134 212H137L136 210L134 211ZM144 212V211H143ZM105 213V212H104ZM120 212H118L117 211V213H113L112 214V216H110L109 214H102V213H100V215L98 216H96L95 215V219L93 218V220H92V226H94V225H97V221L100 219L101 220V218H103L104 220H112V218H116V219H119L120 220V218H122L121 216H120V214H119ZM125 213V212H124ZM127 213V212H126ZM142 213V212H141ZM63 214V213H62ZM121 214H122V212H121ZM129 215H130V213H128ZM132 214V213H131ZM134 214V213H133ZM133 214H132V216H133ZM137 214H140V213H138L137 212ZM143 214V213H142ZM127 215V214H126ZM168 215V214H167ZM85 216V218H87L88 217V214H85L84 215ZM84 216H83V218H84ZM125 216V215H124ZM145 216V215H144ZM143 216V217H144ZM36 217V218H35ZM128 217V216H127ZM126 217V218H127ZM134 217V216H133ZM132 217V218H133ZM136 217H137V215H136ZM140 217V216H139ZM147 217V216H146ZM37 218H39V219H48L49 217H48V215L45 213V212H43L42 210H41V208H40V202H39V200L37 199V197H35L34 195H33V192L30 190V188L25 184V182H24V180H23V178H21L20 180H18L15 184H13V185H10V186H8L7 188H5V186H3V185H0V249H2V252H1V254H0V259L1 258H3V256H4V248L3 247H6L7 245H9V243H10V249H8V252L12 255V254H16L15 256H21V255H25L26 253H31V258H27V260L28 259H31V263H33V264H68V263H71V264H74L75 263V261H77L78 263H76V264H79V261L80 260H82L83 258H81L79 255H76L75 257L73 256V255H71V253H73L72 252V250L71 249H69V250H67V252H62V251H60L59 249H50L49 248V245H45L44 244V241H49L48 240V238L50 237V236H52V238H53V240L57 237V235L56 236H53V235H50V232L48 231V228L46 229L45 227H46V225H48L49 226V220L48 221H36V222H34V223H31L33 220H36ZM126 218H122L123 220L124 219H126ZM131 218V217H130ZM147 218H149V217H147ZM127 219H129V218H127ZM144 219V218H143ZM123 220H121V221H123ZM151 220V219H150ZM152 221V220H151ZM150 221V222H151ZM70 223V222H69ZM117 223V222H116ZM42 224H43V226H42ZM153 224V223H152ZM104 225L105 224H103V223H101V224H99V231H100V233L102 234H106V230H105V227H104ZM152 226V225H151ZM150 226V227H151ZM149 227V226H148ZM38 228H40L43 232V234L45 235V236H39V235H34V242L33 241H31V239L29 238V239H27L26 237L27 236H29V235H27L30 231L32 232L33 231V229H35V230H37ZM109 228H111L112 229V232H113V235L114 236H116V237H119V236H125L128 232L127 231H129V228H131V230H132V232H133V230H135V227L134 226H132V225H127V224H122V223H117V224H114V226L113 225H111V226H109ZM147 228V227H146ZM153 228V227H152ZM152 228H150L151 230H152ZM46 229V230H45ZM148 229V228H147ZM239 229V228H238ZM45 230V231H44ZM53 230H55V229H53ZM52 230V231H53ZM150 230V231H151ZM20 232L19 234H17V232ZM148 231H149V229H148ZM55 233H56V231H54ZM61 232V231H60ZM99 233V232H98ZM99 233V234H100ZM151 233V232H150ZM42 234V235H43ZM18 236H19V238H18ZM234 237V236H233ZM37 238H39V239H37ZM35 239H37V240H35ZM15 240H20L21 241V243H25L26 242V244H29V247H25V246H23L21 249H20V251L21 250H26V251H24V253H22L21 255L20 254H17L16 252H17V250H15L14 248H13V245H12V241H15ZM19 241V242H20ZM137 241H139V242H141V244H150L151 242L149 241V242H147V238L145 237V236H140V237H137ZM52 244H55L53 241H52ZM70 244H71V242H70ZM70 244H69V246H70ZM53 247V246H52ZM76 247V246H75ZM104 247H106V246H104ZM7 248V247H6ZM65 249V248H64ZM66 250V249H65ZM64 251V250H63ZM220 249L216 246V242H215V240L211 237V234H209L208 236H206L203 240H201L200 238H196V239H194V240H191L189 243H187V244H185L184 246H183V249H182V255H181V257H180V259L183 261V264H215L221 257H219V255H220ZM33 253V254H32ZM8 255V260H7V264H23V263H25L24 261H21V260H19V262L17 261V262H15L14 261V256H11V255ZM103 254V253H102ZM27 255V254H26ZM44 256H46V257H49V258H46V260H45V258H44ZM77 257L79 258V259H77ZM52 259V260H51ZM62 259V260H61ZM117 259V258H116ZM100 260H101V258H100ZM102 261V260H101ZM104 261V260H103ZM86 263V262H85ZM88 263V262H87ZM0 264H2L1 263V261H0Z\"/></svg>",
  "mask_w": 264,
  "mask_h": 264
}]
</instances>
